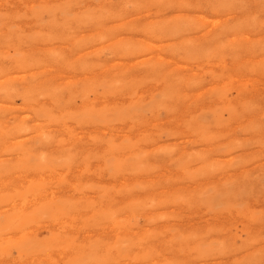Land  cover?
I'll return each instance as SVG.
<instances>
[{
  "label": "rangeland",
  "instance_id": "374dc122",
  "mask_svg": "<svg viewBox=\"0 0 264 264\" xmlns=\"http://www.w3.org/2000/svg\"><path fill=\"white\" fill-rule=\"evenodd\" d=\"M18 1H20V4H19ZM26 1H28V2H26ZM26 1H24V0H5V1L4 0H0V4L2 3L0 5V7L2 8L0 10V15L2 16V17L0 16V21H1V23H3V25L0 23V35H1L0 36V69H2V70H0V77L2 76V78H0V82L2 81L0 83V90L3 89L0 92V101H1L0 104L2 106V107L0 106V109H3L4 110V108H6L5 106H7V108L3 111V112H5L6 115L2 112V110H0V115L2 114V116H0V126H1L0 128L1 129L2 128L4 129L3 131L0 129L1 130L0 131V135H1L0 137H2V139H3L4 135H8V136H5V138L3 140L0 139L1 140L0 143L1 142L3 143V141L5 142V144L4 143L3 144L2 143L0 144V156L2 155L0 157V171H1V173H0V177H1L0 178V188L2 187L1 186L2 180H4V181L6 180V181H9L8 183L11 184L10 185L11 187H12V184L14 182L17 185H25V186H29V185L32 184L31 186L33 188H35L39 192H42L43 195H40L41 198H40V196H38V197L37 196H31V197L28 198V200H31L32 201L31 204L34 205V208H35L34 210H36L35 211L36 215H33L34 217L30 219V220H33L32 221V224H31V231H33L34 228H37V229H34V230L41 231V233L43 232L42 233V236H45L46 233H48V234L51 233V234H49V238L47 240L48 247L47 246H41V248H40L39 246H37V247L31 246V247H28L27 248V251L28 252H25V251H23L21 249H18L17 250V252H22L25 256H27L29 254V261H27V260L24 261L25 262L24 264H28V262L34 263L33 262L34 260H38V261L43 260L42 257H40V256H43L44 255V254H42V252L45 253V250H47L49 248V245L51 247V250H50V256H51V258H50V260H44V261H42L40 264H49V262H50V264H59V263H61V264H94V263L95 264H107V263L108 264H115V263H118V264H126V263H128V264H133V263L134 264H144V263L145 264H173V263L174 264H184V263L185 264L186 263L187 264H196V263L197 264H206V263L207 264H211V263L212 264L213 263L214 264H222V263L223 264H230V263L231 264H250V263L251 264H264V152H263V150H264V146H263L264 145V142H262L264 140L261 141L262 137H259L261 135V136H263V139H264V109H263V106H264V34H262V33H264V15L261 16V14L264 13V0H248V2H247V0H243V2H242V0H239L240 1L239 3H237L238 0H232V1L231 0H226V2L228 1L227 3H223L220 0H215V1L213 0L214 2L212 0H207V1L206 0H198V1L197 0H185V1H183V0H173V1H169V0H150V1L149 0H130V1L129 0L128 1L127 0H106V1L105 0H100L99 3L102 1V3H100V4L99 3L97 4L98 0H87V1L86 0L85 1L84 0H78L79 2H77L76 0H66V1L65 0H60V1L59 0H26ZM82 1H84L86 3L82 2ZM126 1L129 4L128 7H127V4H126ZM177 1H179V3ZM208 1H210L211 3L208 2ZM223 1H225V0H223ZM244 1H245V3H244ZM3 2H4V4H3ZM106 2H108V3L106 4ZM114 2L117 4V6L118 5L119 6L117 7ZM180 2H182V3H180ZM186 2H188V3H186ZM62 3H64V4H62ZM132 3H134V4H132ZM191 3L193 5H191ZM5 4H7V6ZM16 4H18V5H16ZM29 4H31V5H29ZM46 4H48V5H46ZM49 4L52 5V6H50ZM95 4H96V6H95ZM140 4L143 5V8L142 9H144V11L140 9ZM220 4H222V5H220ZM11 5H12V7H11ZM35 5H36V7H35ZM43 5L46 6L44 8H47V7L49 8V9L47 8L48 10L46 9L47 12L43 9ZM99 5H101V6H99ZM123 5H124L125 8H122ZM15 6H17L18 8L15 7ZM79 6H81V7H79ZM164 6L165 7L167 6L166 9H165ZM249 6H251V7H249ZM252 6H254V7H252ZM13 7L16 8V9H14ZM39 7H41V8H39ZM86 7H87V9H86ZM10 8H13V9L10 10ZM62 8H64V10H67V11H63ZM113 8L114 9L117 8V9H115V11H114ZM3 9L4 10L6 9V10L5 11H2ZM20 9H23V10H20ZM36 9H38L40 11H38ZM100 9H101V11H100ZM149 9H151V10H149ZM164 9H165V11L166 10L167 11L165 12ZM247 9H249V11H247ZM250 9H251V11H250ZM14 10L16 11V13L14 12ZM110 10H111V12H110ZM197 10H199L201 13L199 11L197 12ZM256 10H258V13H257ZM62 11H63V15L61 14ZM71 11L73 12V14L71 13ZM107 11H109L110 14ZM141 11H143V12H141ZM237 11L240 12V14ZM4 12L6 13L5 15H4ZM7 12L10 13V14H7ZM48 12H51V13H48ZM86 12H87V15H85ZM103 12H105L106 14L105 13L103 14ZM122 12L124 13V17L121 14ZM167 12H169V14ZM174 12H176V13H174ZM26 13H27V15H26ZM32 13L34 14L33 16L35 18L33 16H31ZM35 13H36V15H35ZM134 13H135V15H133ZM211 13H212V15H211ZM22 14H24L25 16L22 15ZM51 14L54 15V17H52ZM96 14H98V15H96ZM219 14H221V15H219ZM19 15H20V17H19ZM28 15H29V17H28ZM41 15H43L41 17L42 20L38 21ZM64 15L66 16L67 20H66V18L63 17ZM94 15L97 16V18L98 17L99 18L98 19L95 18ZM99 15H101V17ZM129 15H131V16H129ZM177 15H180V16L183 15L184 18H188L189 17V19L187 20V19L182 18L183 16L182 17H179ZM197 15L199 16V18L196 17ZM201 15H202V18H201ZM203 15H206V16L204 17ZM44 16H45V18H44ZM88 16H90L89 18H91L92 20L86 18ZM137 16H139V17L137 18ZM150 16H152V17L150 18ZM160 16H162V17H160ZM254 16L257 19L260 16L259 17L260 19L258 20V22H256V20L254 19ZM5 17L6 18H11L12 17V19H4ZM222 17H224V18H222ZM62 18L64 20H66L67 22L65 21V23H64V20ZM71 18H73V19H71ZM124 18H126V19L124 20ZM204 18L207 20L206 22L204 21L205 20ZM233 18H235L236 20L233 19ZM22 19L24 21H22ZM31 19H32V21H29ZM52 19L53 20H56V21L52 22ZM94 19H96V20H94ZM191 19L193 20L192 22H190ZM237 19H239V20H237ZM164 20L167 22V24L164 23ZM185 20L189 21V23L191 25H187L188 22L185 21ZM218 20L221 21V22L219 21V23H218L219 26L217 25V21ZM227 20H228V22H227ZM243 20H245V21H243ZM261 20H262V22H260ZM42 21H43V23H42ZM108 21L109 22L110 21L111 22L114 21V22H112V23L110 22V24H109ZM196 21L198 23L199 22L200 23H203L204 22L202 24V25H204L203 26V29L201 27L202 25L201 24L199 25ZM254 21L258 25L257 24L255 25V22ZM136 22H141V23H136ZM162 22H163V24H162ZM207 22H209V24H207ZM75 23L82 24V25H77L79 27H76L75 26ZM85 23H86V26H85L86 28L81 29V28L84 27ZM100 23H102L103 25L100 24ZM127 23H128V25L130 23V25L128 26ZM131 23H132V25H131ZM151 23H153V25H156L158 27H156V28L155 27H152L153 25ZM158 23H159L160 27H159V25H157ZM194 23L196 25L197 24L198 25L197 26L192 25ZM12 24H13V26L11 27ZM24 24H25V26H24ZM36 24H39V25H36ZM42 24H44L43 27H42ZM119 24H120V26H118ZM121 24L122 25L124 24L123 25L124 27L121 26ZM143 24H147V25L144 27ZM261 24H262V26H261ZM57 25H58V27L56 28ZM98 25H99V28L100 27H102V28L99 29L98 28ZM114 25H116V27H119V28H114L115 27ZM133 25H136V26L138 25L136 28H138L139 30L138 29H135V26H133ZM150 25H152V26H150ZM206 25L209 28L205 27ZM214 25H216V26H214ZM67 26H68V28H67ZM80 26H82V27H80ZM112 26H113V30H112ZM131 26L133 27V29H132ZM198 26H200V27H198ZM224 26H226V27H224ZM13 27H15V29ZM35 27H36V29H35ZM94 27H97V28H94ZM4 28H6L7 30L4 29ZM30 28H32V29H30ZM77 28H79L81 30H79ZM110 28H111V30H110ZM22 29H24V30L22 31ZM117 29H118V31H115ZM73 30L74 31L78 30L80 32L82 30H85V32L82 31L84 33H82V32L81 33H78V31H76V33H75ZM119 30L123 31V33L121 31H119ZM251 30H254L255 32L254 31L252 32ZM24 31H26V32H24ZM32 31H34L35 33L32 32ZM43 31H45V32H43ZM60 31H63V33H61ZM113 31L114 32H118V33H114L113 34ZM179 31H180V33H179ZM202 31H203V33H202ZM108 32H110V33H108ZM119 32H121L122 34L119 33ZM129 32L130 33L132 32V33L129 35V34H127ZM15 33L18 36H19L18 33H20L21 34L20 37H22L23 35L24 36H23V38L20 39L19 37H17V35ZM41 33H42V35H40ZM134 33H136L138 35H136ZM195 33H196V35H195ZM254 33H255L256 36H258V35L259 36L258 37H256L255 35L253 36L252 34H254ZM257 33H260V34L257 35ZM9 34H14V36L12 35L10 37ZM25 34H27V36ZM73 34H77L78 36L82 35L85 38L82 37V36H80L81 38L79 39L78 37H75ZM89 34H91V35H89ZM139 34H141V35H139ZM31 35H33V36H31ZM43 35H45V36H43ZM71 35L75 37V40L76 41L74 40V37L73 38L70 37ZM145 35L146 36L148 35V37L146 38ZM189 35L190 36L192 35L193 37L191 36V38H189L190 37ZM194 35H195V37H194ZM203 35H205V37H203ZM230 35H231V38H229L230 39L229 40L228 37H230ZM101 36H102V40L100 39ZM184 36H186V38H184ZM196 36H198V37L199 36L200 37L202 36L201 38H203V39H200L201 42H200L199 38L196 37ZM207 36H209V37H207ZM226 36H228V37H226ZM47 37H49V38H47ZM113 37L114 38L117 37V39H114ZM180 37H182V38H180ZM247 37H248V39H246ZM249 37H252V38H249ZM7 38H9L10 40L7 39ZM103 38H104V40H103ZM239 38L240 39L243 38V41H241L242 40L241 39V40H239L240 41L239 42L238 41ZM15 39H17V40L15 41ZM42 39H43V41H45L44 42V46H42V43H43ZM153 39H155V40H153ZM184 39L185 40H188V42L190 41V39H192L191 40L192 42L190 41L189 43H187V42H185ZM235 39H237V40H235ZM12 40H13V42H11ZM67 40H70L71 42H69ZM72 40H74V41H72ZM195 40H197L196 41L197 44L195 42H193ZM231 40H234V41L232 42ZM19 41L21 43H18ZM55 41H58V42L56 43ZM91 41H93V42H91ZM107 41H110V42H107ZM167 41H169V42H167ZM198 41H199V43H198ZM225 41H227V42H225ZM32 42H36L38 45L36 43H32ZM59 42H63L64 44L59 43ZM65 42H67V43L69 42V43L67 44ZM102 42H105V43H102ZM113 42H115V43H113ZM135 42H139L138 43V45H140L139 48H137V47H136V49L133 48V46H137V45L133 44ZM173 42H176V43H173ZM241 42L244 43L243 44L244 46L242 44H241L242 46L239 45ZM11 43H12V45H11ZM13 43H14V46H13ZM225 43H227V45ZM6 44L7 45L10 44V45L9 46H6ZM18 44H20V45H18ZM32 44H33V46H32ZM114 44H116V46ZM118 44H119V46L117 47ZM125 44H127L126 47H128V45H132V44H133V46L130 49L128 48L129 49L128 50V49L125 48ZM257 44H259V45L257 46ZM238 45L241 46V47H239ZM57 46H59V47H57ZM64 46H66L65 49H63ZM93 46H95V48H93ZM148 46H150V48H151L150 51L148 49L149 48ZM41 48H44V49L41 50ZM152 48H153V51H152L153 53L151 52ZM74 49H76V50H74ZM86 49H88V50H86ZM91 49L93 50V52L91 51ZM112 49H113V51H112ZM142 49H143V51H139V50H142ZM157 49H159V52L162 55L160 53L156 52ZM7 50L10 53L9 52H6ZM55 50H56L57 53L55 52ZM84 50H85V52H83ZM119 50H121V51H119ZM154 50H155L156 53H154ZM205 50L207 52H205ZM65 51H66V53H65ZM72 51H75L76 52V55H75V52L72 53ZM77 51H79V52L77 53ZM137 51H139V52H137ZM209 51H210V53H209ZM114 52L117 53L116 55L118 57L117 56L115 57V55L113 54ZM43 53H47L48 55L46 54L47 56H44L45 54H43ZM86 54H89V55H87V57H86ZM159 54L161 56H159ZM6 55H8V56H6ZM11 55L14 56V59H13V57ZM64 55H67V56L70 55V56L67 57V56H64ZM74 55H75V57H71V56H74ZM84 55H85V57H84ZM91 55H93V56L91 57ZM152 55H153L154 59H153ZM163 55H164V57L161 58ZM166 55H167V57H165ZM4 56L6 57V59H5ZM99 56L101 57L100 59H102V62H101V60L98 59ZM45 57H46V59H44ZM70 57H71V59H70ZM112 57L114 58V60L112 59ZM140 57H142V58H140ZM159 57H160V59H158ZM168 57H170V58H168ZM259 57H262V58H259ZM9 58H11L12 60L9 59ZM49 58H50L51 61L50 60H47ZM93 58L95 59V60H93L94 62H92V60H91ZM105 58H109V59L111 58V59L109 60V59H105ZM148 58H149V60H148ZM19 59H21V60H19ZM55 59H56L57 63L55 62ZM72 59L74 61H76V60H78V61L75 62V63H73L74 61ZM86 59L88 61H86ZM103 59H105V60H103ZM174 59L175 60L177 59V61H175ZM15 60H17V62L20 61V64L18 63L20 65V66L18 65L19 67L16 66L17 63H16ZM106 60L109 61L110 63L108 62L109 63L108 64L106 62ZM152 60H153V62H151ZM170 60H171V63H169ZM206 60L208 61L207 64H209V65H206L205 64L206 62L204 63V61H206ZM217 60L218 61H221V62H218ZM14 61H15V63H14ZM24 61H25L26 64L24 63ZM44 61L46 62L47 65L46 64H43L44 66L43 65L42 66H39ZM81 61H82L83 64L81 63ZM144 61L147 62V63L144 64L145 63ZM158 61H160V62H158ZM192 61L193 62H197L199 64L190 63ZM234 61L236 63L233 64L232 62H234ZM238 61L239 62L244 61V62H241L240 63L241 65H240V64H238L239 63ZM37 62L38 63L40 62V64H38ZM50 62L53 63V64L56 63L54 65V67H51ZM64 62H65L66 65L63 64ZM96 62H98V63L100 62L101 64H104V65H101L100 63L98 64ZM181 62L182 63L184 62V64H182ZM21 63H22V66L24 65L26 67H22L21 66ZM36 63H37V65H36ZM78 63L81 64V65L79 64L80 67L78 65H76ZM85 63H87V64H85ZM89 63L91 65H89ZM128 63H130V64H128ZM244 63H245V65H243ZM27 64H29V65L32 64V67L29 66V65H27ZM71 64H72V66H71ZM123 64L125 65L126 68L125 67L120 68V66H123ZM143 64H144V67H143ZM147 64H149V65H147ZM48 65H50V66H48ZM57 65H58V67H56V70H55L54 68ZM133 65L135 67L131 70L130 68L133 67ZM235 65H237L236 66L237 69H236ZM238 65H239V67H238ZM62 66H65L64 68H62L63 71H64L63 73H62V69H59ZM86 66L88 68H86ZM90 66L92 67V69H91ZM100 66L102 67V69L99 68ZM104 66H105V68L103 69ZM199 66L200 67H204V66L206 67L207 66V67L206 68H200ZM21 67H22V71H20V74H19V72L18 73H15V71H19V68L21 70ZM27 67H30V68H28L30 70H28ZM71 67H73V68H71ZM170 67L172 69H170ZM178 67L180 68V70L182 72L181 73L182 76L179 73L180 70L179 71H176ZM189 67L190 68L193 67V68L190 69ZM228 67H231L232 69H230ZM31 68H34V69L31 70ZM93 68L96 69V70L93 71ZM109 68L112 69V71ZM115 68H117V69H115ZM135 68H138V70L140 68L142 70V72H144L145 75L142 72H140V70H139V72L136 71ZM166 68H169V69H166ZM188 68L191 71H189ZM12 69H13L14 72L12 71ZM38 69H40V70H38ZM49 69H51V70H49ZM53 69L55 70V72H54ZM66 69H67V71H66ZM86 69H88V71ZM114 69H115V71H114ZM165 69H166V72L167 73L164 72ZM182 69L184 71H182ZM203 69H204L205 72H207V70H209V73H204V71H202ZM210 69H212V70H210ZM59 70H61V71H59ZM70 70L73 71V72H70ZM78 70L80 72H76ZM98 70H101V71H98ZM102 70H104L103 72H105V73L107 72L108 73V74L106 73L107 74V77L105 76L106 74H104L102 72ZM106 70H110L112 73L111 72H108ZM143 70H145V71H143ZM186 70H187V72H186ZM213 70H214V73H213ZM243 70H245V71L243 72ZM1 71L3 72V74H1L2 73ZM47 71L48 72L51 71V73L53 72V74H51L50 72L47 73ZM82 71L88 72V74L85 73V72H82ZM89 71L92 72V73H90ZM95 71H97V72H95ZM135 71L138 72V74L140 73V75H138ZM146 71H147V74H146ZM226 71H228V73H226ZM25 72H27V73H25ZM69 72L71 73V75H70ZM101 72H102V74H101ZM133 72H135V74L138 75V76L137 77L134 76V75H133V77L130 76V75L133 74ZM171 72H173V73H171ZM188 72H190L189 73L190 75L187 74ZM193 72H194V74H193ZM233 72H235V73L233 74ZM98 73H100L99 74V77L101 75L102 76L104 75V77L103 78H99L98 75H97ZM109 73H110V75H109ZM113 73H114V75H113ZM149 73H150V75H149ZM164 73H166L167 76L164 75ZM223 73H225V74L223 75ZM229 73H231V75ZM245 73H247L248 75L245 74ZM26 74H27V76H24ZM44 74H46V75H44ZM55 74L58 75V78L60 77V78H63V79H58L57 77H55V76H57ZM76 74H78L79 77H77L78 75H76ZM89 74H92V75H89ZM141 74H142V76H141ZM203 74H206V75H203ZM207 74H208V76H207ZM209 74L211 75V78H210V75ZM241 74L244 75V76L246 75V76L245 77H242ZM60 75L61 76L62 75H66V78L65 77H61ZM68 75H69V78H67ZM163 75H164V77H163ZM213 75L215 76V81H214V76ZM236 75H238L239 79H241V80H239ZM12 76L15 77V78H12ZM42 76H44V77H42ZM86 76H88V77H86ZM93 76H95V77L93 78ZM96 76H97V78H96ZM127 76H129V77H127ZM189 76H192V77L190 78ZM198 76H200V78ZM218 76H219V79L216 80V78H218ZM234 76H236V78ZM18 77H20V78H18ZM139 77H141V78H139ZM231 77H232V80H231ZM78 78H82V79H78ZM91 78H93V79H91ZM131 78H134V79H131ZM180 78H182V79H180ZM10 79H12V80L13 79H16V80L11 81ZM54 79L55 80L58 79V81L57 80L55 81ZM99 79H101V80H99ZM126 79H127V81H126ZM183 79L185 81H187V82L185 83V81ZM17 80H19L21 83L18 82ZM26 80H28V81H26ZM46 80H47V83H46ZM50 80H54L55 82L54 81L51 82ZM70 80H72V81L71 82H67V81H70ZM75 80L78 81V83ZM82 80H84V81H82ZM94 80H96V81L93 82ZM97 80H99V81H97ZM103 80L105 81L104 83H103ZM128 80H132V81H128ZM192 80H193V82H192ZM73 81H75L74 82L75 84L73 83ZM86 81L87 82L89 81V82L84 84V82H86ZM119 81L122 84H120ZM165 81H166V83H165ZM220 81H222V82L220 83ZM246 81H247V84H249V82H250V84L247 85L246 84ZM58 82L60 83V85H59ZM99 82H100V84H98ZM117 82H118V86H117ZM208 82H209V84H208ZM213 82H214V84H212ZM240 82L242 83V85H240L241 84ZM32 83H33V85H30ZM42 83H44V84H42ZM48 83H49V86L51 87V89H53V90L50 91L49 90L50 87H48L49 89H45V88H47L45 86ZM56 83H58V84H56ZM61 83H62L63 87L61 86ZM68 83L70 84V86H69ZM71 83H73L74 85L73 84L71 85ZM95 83H96V85H95ZM162 83L167 84L168 87L167 86L161 87L163 85ZM194 83H196V85ZM200 83H201V85H200ZM150 84H153L154 85L153 88L155 87V89L157 88V90H155V89L152 90V88H151L152 85L150 86ZM174 84L177 86L178 89L176 87H174ZM222 84H223V86H222ZM237 84H238V87H237ZM20 85H21V88H20ZM38 85L41 88H37ZM86 85H91L90 86L91 89H89L90 88L89 86L86 87ZM101 85H102V87H100ZM145 85L148 88H146ZM212 85L214 87L211 90V88H212L211 86ZM230 85H232V86H230ZM15 86H17L18 88L15 87ZM31 86H33V88ZM114 86H116V87H114ZM245 86H246V89H248V90L250 89L249 92H251V93H249L248 90H246V89L244 90ZM1 87H3V88H1ZM142 87H144L143 88L144 90L142 89ZM183 87H184V90L182 89ZM242 87H243V89H242ZM14 88H17L16 89V92H15V89ZM23 88H25V89H23ZM42 88H44V89H42ZM72 88H76L75 89L76 91L74 92V89L72 91L71 90ZM18 89H19V91H17ZM59 89H60V92L58 91ZM83 89H85V90H83ZM86 89H88V90H86ZM149 89H151V92H146V90L148 91ZM162 89H163L164 93H163V91L161 92ZM173 89L175 90V92H174ZM201 89H202V91L199 93L198 90L200 91ZM229 89L232 90V91H229ZM252 89H253V91H252ZM11 90H12V92H11ZM34 90H35V93L34 94L29 93V92H32L33 93ZM69 90H71V92ZM141 90H142V92L143 91L144 92L142 93ZM188 90H191V91L194 90V91H193V93H190L191 91H188ZM196 90H197L198 93L195 92ZM24 91H28V92H24ZM128 91H131V92H128ZM208 91H210V92H208ZM41 92L44 95H42ZM122 92L124 94L125 93L126 94L124 95ZM138 92H140V93H138ZM11 93L13 94V97H12V94ZM69 93L72 94V96L70 94V97L71 98L68 96L70 99H64V96H65V98H67L66 96L69 95ZM74 93L75 94L78 93L77 95H79L81 98L79 96H77V95H73ZM145 93H147V94H145ZM149 93H151V94H149ZM187 93H189V94H187ZM247 93H249V94H247ZM18 94H21V96H18ZM22 94L25 95V96H27V97L28 96H30L31 98L33 97L34 100H35V102H33L34 101V100H32L33 98L32 99L30 97L27 98V97L23 96ZM49 94H50V96H49ZM115 94L118 96L117 98H115V96H116ZM120 94H123L124 96L123 95H120ZM128 94H129V96H128ZM140 94L142 95V97L144 96L145 99L142 98V97L140 98V96H141ZM152 94H154V95H152ZM160 94L161 95L163 94V97ZM196 94H198L199 96L196 95ZM232 94H234V95H232ZM52 95H54V96L52 97ZM91 95H92V98H91ZM97 95H99V96L101 95V96L99 97ZM105 95H108L109 97L108 96H105ZM119 95L122 96V98L123 97L124 98L122 99ZM188 95H190L189 96L190 98H188ZM191 95L193 97H194V95H196V97L193 98ZM230 95L233 97L232 98L233 100L231 99V96ZM239 95L241 96V98H239L240 97ZM249 95H250V97H249ZM43 96H46V97H43ZM55 96H56V98L58 96L59 99L58 98L57 99L59 101L57 99L55 100ZM229 96H230V98H229ZM15 97H16V99H15ZM84 97L86 99H82ZM93 97H96V98H93ZM106 97H108V98H106ZM112 97H114L113 99H116V100L113 101ZM128 97H130V99L133 97V99H131V102H130V99ZM198 97H199V100L200 101L198 99H196ZM217 97H219L220 100L219 99L217 100ZM248 97H249V99H248ZM52 98H53V101H52ZM87 98H88V100H87ZM104 98H106V99H104ZM200 98H203V99L201 100ZM211 98H213V100ZM222 98H224V99H222ZM237 98L240 99V101ZM244 98H246V100H248L247 103H246V105L243 104V102L246 101ZM4 99H6V100H4ZM47 99H49L50 101L49 102H46V101H48ZM60 99H61V102H60ZM124 99H127V100L125 101ZM170 99L172 100V102H171ZM208 99H210V100H208ZM7 100H10V101H7ZM81 100H84V101H81ZM94 100H96V101H94ZM144 100H146V101L144 102ZM189 100H191V101H189ZM197 100L201 104L198 103ZM214 100H216V101H214ZM226 100H227V102H226ZM41 101H43L44 103L41 102ZM51 101H52V104L53 105L50 104ZM54 101H56L55 103H59L57 107H56L57 104H55ZM68 101H69V103H68ZM93 101L95 102V104H94ZM174 101H175V103H174ZM181 101H184V105H186V106H185V108H181L180 110L183 111V112H185L186 114H183V112L181 113V111H179V107H183L184 106L183 105V102H181ZM218 101H219V103H222V104H218ZM231 101H232V103H231ZM233 101L236 102V103L234 104ZM8 102L9 103L11 102V103L8 104ZM17 102H18V105H17ZM29 102L30 103L32 102L31 105H33V106H31ZM120 102L124 103L123 105H125V106L123 107L122 103H120ZM176 102L179 103V104H176ZM211 102H213V103H211ZM241 102H242V105L243 106H240L241 105ZM19 103H21V104H19ZM25 103H27V105H24ZM34 103H35V105H38V107L37 106H34ZM75 103H80V104L78 105V104H75ZM101 103H103V104H101ZM108 103L110 105H108ZM111 103H114V104H111ZM118 103H120V104H118ZM259 103H260V105H261V103H263V104L261 106H258ZM2 104L3 105L5 104V106L3 107ZM14 104H15V106H14ZM19 105H21L20 107H22V109L21 108H18ZM82 105H84V106H82ZM100 105H101V107H100ZM102 105L103 106L108 105V106H106L104 108ZM114 105H115V107H114ZM128 105H129V107H127ZM205 105H206L207 108L205 107ZM211 105L213 107V110H212V108H210ZM236 105H238V106H236ZM251 105H252L253 108L251 107ZM9 106H11L12 109ZM64 106H67V108L66 107H65L66 109L65 108H62ZM85 106H88V107H85ZM134 106H136V107L133 108ZM191 106L194 109H191ZM222 106H224V107H230V108H226V110H225V108L222 107ZM74 107H77V108L80 107L81 109L78 108L79 110H77V108L74 109ZM196 107H197V109H196ZM198 107H199V110L200 111H198ZM217 107H219V108H217ZM242 107H243V109H241ZM26 108H29L30 110L29 109L27 110ZM101 108H104V109H101ZM168 108H169V110H168ZM249 108H251V109H249ZM20 109H21V112H20ZM64 109H65V112H64ZM134 109L141 110V112L137 111L138 112L137 113L136 110H134ZM9 110H11L10 113H8ZM22 110H24V111L22 112ZM55 110H56V112H55ZM167 110H168V112H167ZM171 110H173V112ZM187 110H188V113H187ZM192 110H193V112H191V116L192 115L195 116V118L192 116L193 119L191 118V116L189 114V112L192 111ZM60 111H61L62 114H60ZM151 111H152V113H151ZM194 111H196L197 113L194 114ZM228 111H230V112H228ZM231 111H234V112H231ZM249 111H252L251 114H250ZM32 112H33V114H32ZM51 112L54 113V114H52ZM66 112H69V114H71L70 116H74V117L75 116L78 117V115H79V117H78L79 120H76L77 117L71 118L68 113L65 115ZM82 113H86V114H82ZM107 113H109V114H107ZM112 113H114V114H112ZM132 113H134V114H132ZM174 113H175V115H174ZM219 113H221V114H219ZM56 114H58V115H56ZM129 114H130V116H129ZM167 114H168V116H167ZM170 114H171V117H170ZM198 114H199V117L196 116ZM240 114H241V118H238L240 116ZM80 115H82L83 118L82 117L80 118ZM93 115H94V117H92ZM151 115H152V118L150 117ZM183 115H184V118L182 119ZM219 115H221V116H219ZM251 115H253V117ZM14 116H16L15 118H17V116H18L17 120L15 118L13 119ZM59 116H61V117H59ZM111 116H113V117H111ZM235 116H237L238 119H241V121L240 120H237ZM243 116H245L247 118H245ZM250 116H251V118H249ZM27 117H29V118L31 117V119H29V118L27 119ZM35 117H36V119H35ZM84 117H86V118H84ZM138 117H139L140 120L138 119ZM166 117L168 119H166ZM46 118L47 119L49 118V120H47ZM96 118H98V119H96ZM106 118H108V119L106 120ZM232 118L235 119L236 121L233 120ZM21 119L23 120V122H22ZM38 119L39 120L41 119L40 121H37L38 123L39 122L40 123L39 124H36L37 123L36 120H38ZM60 119H61V121H60ZM71 119L74 122L75 121H77V122L72 123L73 121ZM142 119H146L148 122L147 121L145 122V120H142ZM177 119H182L183 121H180V120H177ZM216 119H217V121H216ZM230 119L233 122H236V123L233 125V122H231ZM6 120H7V122H5ZM155 120H156V122H155ZM256 120H257V123H256ZM32 121H34V122L32 123ZM51 121L53 123H56L57 125L56 124H51L52 123ZM56 121L59 122V125H58V123ZM70 121H71V123H70ZM123 121H127V124L128 125L127 124L125 125L126 122L123 123ZM150 121H151V123H150ZM243 121H244V124L242 123ZM78 122H79V126L77 125ZM110 122H111V124H110ZM142 122H143V124H142ZM166 122H168V123L166 124ZM182 122L186 126H184ZM102 123H103V125H102ZM113 123H116V124L114 125ZM139 123H141L142 126H140ZM146 123H148V125L145 126L144 124H146ZM149 123H150V126H149ZM203 123L206 124V125H204ZM226 123H229V124L231 123L232 126L231 125H228ZM237 123H240V124L237 125ZM34 124H35V126L37 125L39 127L38 128H37V126L35 127ZM81 124L84 125V128H82L83 125L81 126ZM119 124H122V125L124 124L125 126L124 125L121 126ZM158 124H160L161 127ZM163 124L164 125L166 124L165 125L166 127L163 126ZM4 125H6V126L8 125L7 126L8 128H5ZM18 125H19V127H16ZM26 125L28 127L29 126L30 127L28 128ZM31 125L33 126V128L35 130L34 129H31L32 128ZM45 125L46 126H49V127H45ZM157 125H158V127H157ZM168 125L170 126V128L171 127L176 128V126H177L176 129H178L179 132L180 131L181 132L184 131V132H182L183 134L182 133L181 134L178 133V131H175L173 128H171V129L170 128H167ZM221 125H224L227 128L224 127V126H221ZM235 125L238 126V127L237 128H234ZM22 126H26V127L24 128ZM64 126L67 129L68 128L69 129L67 130L66 128H64ZM96 126H98V127H96ZM107 126H110V128L107 127ZM130 126H135V127H130ZM178 126H180L181 128L179 129ZM218 126H221V128H218ZM228 126H231V129ZM247 126H248V128H247ZM257 126H258V128H256ZM15 127H16V129H15ZM20 127L24 128V129H22ZM61 127L64 128V129H61ZM86 127H89V129L86 128ZM259 127H260V129H259ZM48 128H50V130ZM103 128H106L107 130L106 129L104 130ZM120 128H123V129L125 128V129L123 130V129H120ZM182 128H183V130H182ZM228 128L230 130H228ZM41 129H42L43 132L41 131ZM87 129H88V131L90 130L89 131L90 133L87 131ZM93 129L96 130V131H94ZM194 129H195V131H194ZM210 129L212 130V132H211ZM32 130L34 132H32ZM58 130L60 131L59 133H58ZM70 130H71V134H70ZM82 130H84L87 133H85ZM91 130H93L94 133ZM115 130H117L118 132H116ZM126 130H128L129 132L126 131ZM131 130H132V132L134 130L136 132V134L135 133H132ZM161 130H163V131L161 132ZM216 130L219 131V132H217ZM223 130H225V131L223 132ZM13 131H14V133H12ZM16 131H18V132L16 133ZM25 131L26 132L28 131V132L27 133H24ZM29 131H31V132H29ZM99 131H101V132H99ZM151 131L153 133H151ZM186 131L188 132L187 134H186ZM190 131H192V134H190L191 133ZM47 132H49V133L47 134ZM157 132H159V133H157ZM163 132H165V133H163ZM21 133H24V134H21ZM60 133L62 135H60ZM101 133H103V134H101ZM149 133H151V134H149ZM168 133H170L171 135L168 134ZM207 133H210L209 135L213 136V138L212 137H209V135ZM232 133H234L233 134V137L234 138H232V136H231ZM250 133H251V135H250ZM18 134H20V135H18ZM73 134H76V135L77 134H79V135L81 134V135L80 136L79 135L76 136V135H73ZM92 134H95V135H92ZM111 134L113 136H111ZM140 134H142L144 137L142 135H140ZM146 134H148L149 137L148 136H145ZM206 134L208 136H206ZM215 134H217V135H215ZM258 134H259V136H258ZM14 135H16V136L18 135V136L16 137ZM36 135H38V137H36ZM50 135H52V136H50ZM114 135H116L117 138ZM122 135H124V136H122ZM125 135H127L128 138H125L126 137ZM191 135H192V137H193V135H195V137L191 138L190 137ZM252 135H253V137L251 138ZM23 136H25V137H23ZM41 136L43 138H41ZM54 136L55 137H58V138L55 139ZM224 136H226V138H230V136H231V139H227L226 140V138ZM227 136H229V137H227ZM235 136H236V138H235ZM32 137L33 138L36 137L38 140L36 138L33 139ZM52 137L54 139L51 140ZM71 137H72V139L73 138L74 139L72 140ZM82 137H84V138L87 137V138H90V139L88 141L87 138L84 139ZM167 137H169V138H167ZM204 137L205 138L207 137V138L205 139ZM25 138H26V140H25L26 143L24 142V139ZM66 138H68V139H66ZM77 138H79V139L77 140ZM96 138H98V139H96ZM103 138H104V141H102ZM179 138L181 140H179ZM239 138H241V139H239ZM62 139L64 140L63 142H62ZM81 139L83 140V142H82ZM126 139H128L129 142ZM171 139H173L174 141L171 140ZM188 139H190V141ZM201 139H202V142H201ZM203 139L205 140L204 142H203ZM223 139H225V140H223ZM234 139H236L237 141L234 140ZM33 140L35 141V143H34ZM40 140H42L43 143H46L45 148H49L50 147L51 142H49V141L54 142L53 144H51L52 146L54 145V147L51 146L52 148H49V149L42 148V147H44L43 145H45V144L39 143V142H41ZM158 140H159V142H158ZM178 140H179V142H178ZM215 140H217V142L216 143H213V141H215ZM239 140L241 141L240 144L238 143ZM80 141L82 143H80ZM86 141H87V143L85 144ZM125 141H127L128 143H125ZM194 141L197 142L196 145H195V142ZM198 141H199L200 144L198 143ZM71 142H73V143H71ZM113 142L116 145L112 144ZM117 142H119V143H117ZM258 142H260V143H258ZM29 143H31V146L32 147H29L30 146ZM62 143H64V144H62ZM241 143H242V145H241ZM17 144H19V145H17ZM57 144L58 145L60 144L59 145L60 147ZM69 144H71V145H69ZM77 144H78V147H77ZM103 144H104V146L102 147ZM154 144L157 145V146H155ZM172 144H174V145H172ZM261 144H262L263 147H260ZM12 145L13 146L16 145V146L13 147ZM27 145H29V146H27ZM47 145H48V147H47ZM61 145H63V147ZM74 145H76V146H74ZM184 145L187 148H185ZM164 146H168V149H167V147H164ZM201 146H203L206 150L202 147L204 149L203 150L201 148ZM209 146H211L212 148L209 149ZM239 146H241V147H239ZM39 147H41V150H40ZM64 147H66V148L63 149ZM95 147L97 149H95ZM112 147H114L116 149H114ZM182 147H184V148H182ZM188 147H190V148H188ZM193 147H195L196 150H195V148L193 149ZM4 148H5V150H4ZM32 148H34V149H32ZM36 148H37V151H36ZM67 148H69V149L67 150ZM92 148H93V150H92ZM98 148H99V150L104 149L108 154L107 153L105 154V152H103L104 150L103 151L102 150L99 151ZM117 148H119V149H117ZM156 148H157V151H156ZM160 148H163V150H161ZM165 148H166V150H165ZM170 148L172 150L174 149V151H170ZM180 148H182V149H180ZM224 148H226V149H224ZM52 149H53V151L50 152V150H52ZM54 149H56L59 152H61L62 150H65V151H68V152H66L67 154L64 153V155L62 154V152L61 153L57 152V153H59L58 154L59 156H58L57 153H54ZM85 149H88V150L90 149V150H92V152L89 150L90 152H88L89 154L87 155V151L88 150H85ZM129 149L130 150L133 149L135 151H133V150L130 151ZM189 149L190 150L193 149V150L190 151ZM56 150H55V152H56ZM70 150H73L74 152L73 151H70ZM83 150H85V151H83ZM177 150H179V152L181 151L179 153V156H177L178 154H176L178 152ZM201 150H203L202 151V154H199V152L201 153ZM207 150H210V151H207ZM80 151L83 152V153H80ZM124 151H126V152H124ZM129 151H130V153H129ZM161 151H163V152L161 153ZM165 151H167V152H165ZM188 151H189V153H188ZM197 151H199V152H197ZM19 152H21V153H19ZM239 152H240V154H239ZM52 153H53V156L50 157L52 155ZM9 154H11V155H9ZM44 154H48L47 156H45L46 158L43 157ZM113 154H114V156H113ZM188 154L189 155H192L190 157L191 159L190 158L188 159V156H189ZM96 155H98V156H96ZM211 155L214 156V157H211ZM217 155H218V157H216ZM37 156H39V157H37ZM105 156H106V158H110L111 157L113 160H111V158L106 160L104 158ZM63 157H65V158H63ZM139 157H142V158H140V160H137V159H139ZM209 157L212 158L213 160L210 159ZM47 158L48 159H51V161L48 160ZM55 158L60 159L61 162H59L60 160H55L52 163V159L54 160ZM101 158L103 159V161H102ZM118 158H119V161L121 160V162H119L120 165H119V163H117L118 162ZM125 158L128 161H131V162H128ZM171 159H172V161H169ZM201 159H203V160H201ZM78 160H81V161H78ZM99 160H101V161H99ZM116 160H117V162H116ZM200 160L203 161V162H200ZM229 160H231V162ZM82 161L85 162V163H83ZM153 161H155L156 163L153 164ZM68 162H70V163H68ZM88 162H89V165H85V164H88ZM220 162H222V164ZM107 163H110V164H107ZM115 163H116V165H114ZM140 163H142V164H140ZM160 163H162V164H160ZM164 163H167V164H164ZM5 164H8V165H5ZM64 164H66V165H64ZM100 164H103V165H100ZM9 165H11V166H9ZM42 165H43V167H42ZM56 165H58V166H56ZM62 165H64V166H62ZM159 165H160V167H159ZM190 165H191V167H190ZM214 165L216 167H214ZM221 165H222V168H221ZM6 166H7V168H6ZM154 166H155V168H154ZM194 166H196V167H194ZM197 166L199 168H201V170L198 169V171H197L196 170L198 168ZM211 166H213L214 168L211 167ZM217 166H218V168H217ZM9 167H10V170L11 171L9 170ZM72 167H74V168H72ZM164 167H166V168H164ZM167 167L168 168L170 167V169H168ZM179 167L181 168L182 171L180 170ZM210 167L213 168V169H210ZM67 168H70L72 170L70 171V169H67ZM63 169H64V172H63ZM96 169H97V173L99 172V174L96 173ZM130 169H132V170H130ZM183 169H185L184 172H183ZM161 170H163V171H161ZM173 170L174 171L177 170V171L174 172ZM212 170H214V171H212ZM20 171H23V172H20ZM30 171H32L33 173H31ZM109 171H112V172H109ZM156 171H158V172H156ZM171 171L174 172L173 175H172ZM178 171H180V172H178ZM195 171H197L198 173H196ZM208 171H210V172H208ZM226 171H228V175H227ZM230 171H232L234 174H232V172H231V175H229ZM15 172H17V173H15ZM24 172L27 173V175H25ZM34 172H35V174H34ZM36 172H38V173L36 174ZM46 172H47L48 175L46 174ZM68 172L69 173L71 172V173L69 174ZM93 172H95V174H93ZM177 172L179 173V176H178V174H175ZM189 172H190V174H189ZM223 172H225L224 173L225 175H223ZM5 173L7 174L6 176H1L2 174L5 175ZM10 173L11 174L12 173L13 174L15 173L16 175L14 174L15 175L14 176L12 174L10 176ZM150 173H152V175L153 176L155 175V176L153 177ZM181 173L182 174L184 173L185 175H182ZM55 174H57V175H55ZM168 174H170V175H168ZM174 174L177 175V177ZM209 174L211 176V180L214 181L215 183L209 182L210 181L209 180L210 179ZM219 174H222V175H219ZM69 175H71V176H69ZM91 175H92V177H91ZM123 175H125V176H123ZM133 175H136V176H133ZM148 175H150V177ZM232 175H236L238 177H236V176L233 177ZM98 176H99V178H98ZM118 176H119V178H117ZM156 176H158L157 178L159 180L156 179ZM163 176H164V178H163ZM173 176L176 179L175 178H170V177H173ZM217 176H219L220 178L217 177ZM33 177H34V179H33ZM81 177H83L84 180L85 181L87 180V181L84 182L83 178H81ZM151 177H153L154 180ZM226 177H228V179L230 181H228V179H225ZM240 177L241 178L243 177L244 179L242 180ZM42 178L44 180H41ZM73 178H76V179H73ZM77 178H79V179L77 180ZM109 178H111V179H109ZM124 178H126V179L124 180ZM130 178H133V179L130 180ZM203 178H205V179L203 180ZM216 178H218L219 181ZM221 178H222L223 183L221 181ZM234 178H236V179H234ZM148 179L152 180V182H149L150 180L147 181ZM200 179H202V180H200ZM55 180H56V182H55ZM60 180H62V181H60ZM130 181L133 184L130 183ZM134 181H135V183H134ZM136 181H137V183H136ZM146 181L150 185H152V186L148 185V183ZM165 181L168 184H166ZM234 181H236V182H234ZM201 182H206V183H203V185H202ZM81 183H83L84 185H82ZM88 183H91L90 185H92V186L95 184L96 186L94 185L93 187L92 186L90 187ZM50 184H53V185L50 186ZM112 184H113V186H112ZM116 184H118V185L116 186ZM172 185L176 186V189L175 190H171V189H174V186L172 187ZM190 185H192V186H190ZM225 185L227 187L229 185V187L227 188ZM236 185H238V186H236ZM64 186H66V187L64 188ZM106 186L109 187V189H112L113 188V190H114V186H115L116 187V190L118 192L116 190H114L113 192H111L112 190H109ZM131 186H132V188H130ZM184 186H185V189H182ZM196 186H199V187L197 188ZM200 186H203V187L200 188ZM212 186H214V187L212 188ZM59 187H60V189H59ZM133 187H135V188H133ZM87 188L89 189V191L87 190ZM118 188H120V189H118ZM157 188L160 189V192H159V190ZM177 188H178V190H177ZM94 189L97 190V191L93 192ZM106 189H107V191H106ZM134 189L135 190L137 189V190L135 191ZM168 189H169V191H168ZM179 189L180 190L182 189V190L180 191ZM201 189H205V191L203 192V190H201ZM170 190L172 192H170ZM195 190H197V191H195ZM53 191L54 192L56 191V192L54 193ZM61 191H62V193H61ZM73 191H75V192L78 191V192H76L74 194ZM79 191H80V194H79ZM129 191L132 192V193L130 194ZM175 191H177L178 193L175 192ZM191 191H193L194 194ZM108 192H110V194H111L110 196H112L113 198H111L109 196V193ZM115 192H117L119 194H117ZM139 192L140 193H143L142 194L143 195L142 197H139V196H141ZM153 192L156 193L157 195H155ZM167 192H169V193H167ZM77 193H78V195H76ZM81 193H83V194L81 195ZM138 193H139V195H138ZM220 193H222V194H220ZM52 194H55V195L52 196ZM182 194H185V195H182ZM211 194H212V196H211ZM85 195L88 196V198L89 197H91V198H89V199L86 198L85 199L86 202H85V200H84V202H82V200L84 199V196ZM119 195H120V197H119ZM183 196L185 198L187 197V199H185V198L183 199ZM205 196H207V198ZM61 197L63 199H61ZM69 197L75 198V201L77 202V204L78 203L79 204L77 205L76 202L74 201V199L72 200ZM81 197H82V199H81ZM123 197H125V198L122 199V201H121L120 198H123ZM143 197L144 198L146 197V198H149V199H146V198L144 199ZM20 198H21L20 200L22 201L23 198H24V195L21 196ZM155 198H156V200H155ZM178 198L183 199L184 201L183 202L180 201V202H182L184 204L181 203V205H179L180 203H178V202H179L180 199H178ZM188 198H189V201H188ZM151 199H152V201H150ZM203 199H205V201H203ZM220 199H221V202L219 201ZM37 200H39V202ZM46 200H47V202H46ZM56 200H61V202L63 201V203H59L60 201H56ZM70 200H72V201H70ZM102 200H103V202H102ZM109 200L111 201L110 202L111 204L109 203ZM44 201H45V203H42ZM87 201H90V202H87ZM112 201H113V203H112ZM127 201L128 202H131V203H128ZM163 202L164 203L166 202V204H164ZM39 203H40V205H39ZM80 203L81 204L84 203L83 204V207L81 206ZM87 203H88V205H87ZM137 203H139V204H137ZM204 203H206L207 206ZM85 204L87 206H85ZM97 204L100 207L99 209H97L98 208V205ZM38 205H39V207H37ZM115 205H117V206H115ZM238 205H239V207H237ZM186 206H189V207H186ZM120 207H122V208L121 209H118ZM176 207H177V209H176ZM80 208L82 210H84V211L80 210ZM89 208H93V209H96V210H93V209L89 210ZM110 208L111 209H114V210H111ZM173 208H175V209H173ZM3 209L4 208L0 209V212H2ZM146 209L147 210L149 209L150 210V213H153V214H150L149 213V210L147 212ZM156 209H159V210L157 211ZM163 209H165L168 212H166V211L163 212ZM179 209H182V211H178ZM118 210H119V212H118ZM175 210L179 212L178 215H177V212ZM187 210H189L190 212L187 211ZM194 210L197 211V212L195 213ZM217 210H219V211H217ZM68 211L70 213H68ZM144 211H146L149 214L144 213ZM183 211H185V212H183ZM125 212H127V213H125ZM128 212H131V213H128ZM160 212H162V213L160 214ZM171 212H173V214ZM186 212L189 213L188 216L185 215V214H187ZM192 212H193V214H192ZM234 212H236V215L237 216L234 215L235 214ZM47 213H48V215H47ZM95 213H96V216L97 217H95L94 215H92V214H95ZM98 213H99V215H98ZM167 213L169 215H167ZM180 213H182V214H180ZM200 213H201V215H200ZM232 213H233V215H232ZM78 214H79V216H78ZM144 214H146V215L144 216ZM175 214H176V216H175ZM190 214H191V216H190ZM224 214H228L229 216L228 215L224 216ZM4 215L5 214H2V213L0 214V224H2V225H5V222H6V216H4ZM73 215H76V216H73ZM127 215H128V217H127ZM132 215L134 216V218H133ZM161 215H162L163 218L161 217ZM179 215H181V216H179ZM183 215H185V216H183ZM247 215H249V216H247ZM77 216H78V218L80 217L81 219L78 220ZM88 216L89 217H92L93 216V218L94 217L95 218L94 219L93 218H89ZM115 216H116V218H115ZM171 216L174 217V218H172ZM186 216H187V219L185 218ZM217 216H219L220 218L217 217ZM234 216L236 217L235 220H234V218H235ZM240 216H243V217L244 216H247L248 218L247 217L242 218ZM82 217L83 218L85 217L86 220L83 219ZM154 217H155V219H154ZM225 217H227V218H225ZM45 218H48V219H45ZM165 218H168V219H165ZM170 218H172V219L170 220ZM183 218H184V220H183ZM61 219H63V220H61ZM71 219H72V221H71ZM111 219H112V221H111ZM175 219H177V220H175ZM54 220H56V221H54ZM93 220H94V222H92ZM178 220H180V221H178ZM46 221H48V222L46 223ZM51 221H53V222H51ZM63 221H64V223H63ZM125 221H126V223H125ZM183 221H185V222H183ZM103 222H105V224ZM117 222L120 223V227H119V224ZM178 222H179V226H178V224L177 225L176 224L173 225L174 223H178ZM49 223H50V226H49ZM160 223H162V224H160ZM243 223L247 227L245 225H243ZM57 224H59V225H57ZM68 224H69V226H66ZM72 224H73V228L71 226ZM79 224H81V225H79ZM102 224L105 225V226L108 224V227L102 226ZM129 224H131V225H129ZM166 224H168V225L166 226ZM188 224H189V226H188ZM240 224L243 225V226H245V228L243 226L242 227H239V226H241ZM35 225H37L38 227L35 226ZM64 225H65V227H64ZM116 225H117L118 228L116 227ZM163 225L165 226V229H164V226ZM236 225L237 226L239 225L238 226L239 228H235V227H237ZM248 225H250L249 228H248ZM32 226H33V228H32ZM114 226L116 227V229H115ZM157 226H158V228H157ZM186 226H188L189 228L186 227ZM39 227H41V228H39ZM74 227H75V229H74ZM125 227H127L126 228L127 231L124 229ZM155 227H156V229H155ZM88 228H89L90 231L88 230ZM171 228H175V229L172 230ZM177 228H179L181 230L178 231ZM47 229L50 230V231L48 232ZM62 229H65V230L62 231ZM81 229H83V230H81ZM74 230H76V231H74ZM124 230H125V232H123ZM238 230H240V232ZM64 231H66V232H64ZM146 231H148V232H146ZM153 231H154V233H152ZM166 231L167 232L169 231V232L167 233ZM176 231H178V232L175 233V234H173ZM53 232H56V234L55 233L53 234ZM77 232H78V234H77ZM86 232H88V233H86ZM142 232H144V233L142 234ZM182 232H184V233H182ZM243 232H245V233H243ZM137 233H138V236L140 235L139 237L137 235H135ZM235 233L236 234H239V235H235ZM57 234H58V236H57ZM76 234H77V239H75V241L73 242L74 238H76ZM98 234H100V235H98ZM122 234H124V235H122ZM145 234H146V236H145ZM162 234L164 236H167L168 235L167 237H171L172 240H170L171 238H168L167 239L164 236L161 237ZM64 235H68V237L70 236V239H67L68 237L65 238ZM233 235H235V236H233ZM240 235H242V236H240ZM86 236H87V240L85 239ZM95 236L97 238H100L101 241H100V239H98V241L97 240L94 241L95 238H96ZM105 236L108 237V239ZM123 236H125V237H123ZM247 236H248V238H247ZM72 237H73V239H71ZM79 237H80V241H77V240H79ZM135 237H136L137 243L140 242V243H143V244L145 243V244L143 245V244H140L139 243L141 246L139 244H136V241H133V240H135ZM234 237H236V238H234ZM19 238L20 239H17L16 240V242H15L16 244H19V245L26 244L28 246L33 245L31 243V241L29 240L28 237L22 236V237H19ZM63 238H65V239H63ZM120 238H123V240H125L127 238L128 240L126 239L125 241H123ZM139 238H140V240H139ZM173 238L174 239L177 238V239L174 240ZM216 238H219V239H216ZM82 239L84 241H82ZM91 239H93V240H91ZM106 240H112L111 242H113V241L114 242L111 243V242L108 241L109 243H111V244H109ZM164 240L165 241L166 240H169L172 243L171 247H170V244L171 243L169 241H166L165 242ZM252 240H255L256 242H252ZM57 241H63L64 243H66L65 245H62L63 247L64 246H67V245H70V246H68L67 248L64 247L65 250H63V249L57 250L58 249L57 247H53L52 248L53 245L58 244ZM93 241L95 243H97V242L98 243L97 244H94ZM102 241L103 242L106 241V243H101ZM162 242H163V244H161ZM195 242H196V244H195ZM120 243H122V244H120ZM125 243H126L127 246H129L128 244L131 243L130 245H131L132 248H127V246L125 245ZM80 244H81V246H79ZM112 244H115V246L112 245ZM157 244H158V247H157ZM159 244H161V246ZM164 244L169 245V247L171 248L170 250L167 249L168 252L166 250H160L161 247H162V249L169 248L168 246L166 247V245H164ZM173 244H175V245L173 246ZM192 244H194V245H192ZM211 244H212V246H211ZM216 244H217V246H216ZM219 244H220V246H218ZM99 245H101V246H99ZM102 245H105V246H102ZM110 245L112 247H108ZM205 245H206V247H205ZM208 245H210V246H208ZM73 246L74 247L76 246V247L74 248ZM83 246H84V249H86L85 252L82 251L83 250L82 249ZM119 246H121V247H119ZM163 246H165V247H163ZM78 247H80V248L78 249ZM101 247H102V249L100 250ZM117 247H119V248H117ZM136 247H138L137 251H136ZM143 247H145V248L142 249ZM210 247H212V248L210 249ZM72 248H73V250H71ZM120 248H121V250H119ZM133 248H135L134 249L135 251L132 250ZM214 248H216V249H214ZM128 249L129 250H132V252H134V253H132ZM174 249L175 250L177 249L176 251H178V252L180 251L179 254L182 253L180 257H178V253ZM35 250L37 252H35ZM69 250H70V252H69ZM77 250H78V253H77ZM79 250H81V252ZM122 250H124V252H122ZM142 250H144V251L142 252ZM183 250H184V252H183ZM197 250H198V252H197ZM12 251H13V246L12 245H10V246H8V245L6 246L5 245V247H4L3 250L0 249V260L2 259L1 262L3 261L2 262L3 264H9V262L12 261V259H13L12 258L13 257V252ZM38 251H40V252H38ZM174 251H175V254L177 253V255L174 254V256H173V252ZM194 251H195V253H194ZM73 252H74V254H73ZM103 252H105V253H103ZM70 253H71V255L73 257H71ZM138 253L139 254H142V255H137L136 256V254H138ZM168 253H170L172 255V258H169V255L170 254H168ZM222 253H224V254H222ZM40 254H42V255H40ZM115 254H117V255H115ZM123 254H124V256H123ZM129 254H131L132 257L129 256ZM184 254L186 255L187 258L184 257ZM190 254H191V257L194 254L196 256L194 255V257L191 258V257L188 256ZM30 255H32V256H30ZM65 255L68 258L64 257ZM147 255H149L150 257L147 256ZM151 255H153L152 258H151ZM182 255H183V258L184 259L181 258ZM157 256H160V257H157ZM162 256H163V258H162ZM243 256H245V257H243ZM6 257H8V258H6ZM30 257H32V259H30ZM69 257H71V258H69ZM147 258L149 259V262H148V259ZM188 258H189V261H187ZM238 258H240V260ZM159 259H160V261H159ZM218 259H220V260H218ZM233 259L235 260V262L233 261ZM57 260H58V262H57ZM124 260H126V261L123 262ZM167 260H168L169 263L167 262ZM183 260H184V262H183ZM230 260H232V261L229 262ZM120 261H121V263H120ZM131 261H132V263H131ZM145 261H147L148 263L145 262ZM1 262H0V264H2ZM4 262H6V263H4ZM215 262H217V263H215ZM219 262H222V263H219ZM34 264H36V263H34Z\"/></svg>",
  "mask_w": 264,
  "mask_h": 264
},
{
  "label": "bare ground",
  "instance_id": "6f19581e",
  "mask_svg": "<svg viewBox=\"0 0 264 264\" xmlns=\"http://www.w3.org/2000/svg\"><path fill=\"white\" fill-rule=\"evenodd\" d=\"M4 1H5V0H4ZM24 1H26V0H24ZM59 1H60V0H59ZM65 1H66V0H65ZM76 1L79 2L78 0H76ZM84 1H85V0H84ZM84 1H82V2H84ZM86 1H87V0H86ZM99 1H100V0H98L97 4L99 3ZM105 1H106V0H105ZM127 1H128V0H127ZM127 1H126V4H127V7H128L129 4L127 3ZM129 1H130V0H129ZM149 1H150V0H149ZM169 1H173V0H169ZM183 1H185V0H183ZM197 1H198V0H197ZM206 1H207V0H206ZM212 1H213V0H212ZM214 1H215V0H214ZM214 1H213V2H214ZM220 1H222L223 3H227V2H228V1L226 2V0H225V1L220 0ZM231 1H232V0H231ZM1 2H2V1H1ZM6 2H7V1H6ZM6 2H5V3H6ZM18 2H19V4H20V1H18ZM26 2H28V1H26ZM118 2H119V1H118ZM118 2H117V3H118ZM120 2H121V1H120ZM135 2H136V1H135ZM177 2L179 3V1H177ZM190 2H191V1H190ZM199 2H200V1H199ZM208 2H210V1H208ZM229 2H230V1H229ZM239 2H240V1L238 0L237 3H239ZM242 2H243V0H242ZM247 2H248V0H247ZM250 2H251V1H250ZM30 3H31V2H30ZM84 3H86V2H84ZM100 3H102V1H101ZM100 3H99V4H100ZM107 3H108V2H106V4H107ZM114 3H115V2H114ZM140 3H141V2H140ZM142 3H143V2H142ZM164 3H165V2H164ZM180 3H182V2H180ZM186 3H188V2H186ZM192 3H193V2H192ZM192 3H191V5H193ZM210 3H211V2H210ZM244 3H245V1H244ZM244 3H243V4H244ZM1 4H2V3H1ZM1 4H0V5H1ZM3 4H4V2H3ZM22 4H23V3H22ZM59 4H60V3H59ZM62 4H64V3H62ZM79 4H80V3H79ZM104 4H105V3H104ZM104 4H103V5H104ZM115 4H116V3H115ZM126 4H125V5H126ZM132 4H134V3H132ZM184 4H185V3H184ZM194 4H195V3H194ZM5 5L7 6V4H5ZM16 5H18V4H16ZM29 5H31V4H29ZM40 5H41V4H40ZM46 5H48V4H46ZM49 5H50V4H49ZM113 5H114V4H113ZM120 5H121V4H120ZM141 5H142V4H140V9L144 11V9H142V8H143V5H142V6H141ZM163 5H164V4H163ZM220 5H222V4H220ZM230 5H231V4H230ZM230 5H229V6H230ZM241 5H242V4H241ZM3 6H4V5H3ZM3 6H2V7H3ZM50 6H52V5H50ZM95 6H96V4H95ZM99 6H101V5H99ZM99 6H98V7H99ZM110 6H111V5H110ZM116 6H117V4H116ZM118 6H119V5H118ZM118 6H117V7H118ZM121 6H122V5H121ZM254 6H255V5H254ZM254 6H252V7H254ZM11 7H12V5H11ZM15 7H17V6H15ZM22 7H23V6H22ZM26 7H27V6H26ZM26 7H25V8H26ZM35 7H36V5H35ZM44 7H46V6L43 5V9L46 11V9H47L48 7H47V8H44ZM76 7H77V6H76ZM79 7H81V6H79ZM133 7H134V6H133ZM164 7H165V6H164ZM166 7H167V6H166ZM166 7H165V9H166ZM249 7H251V6H249ZM256 7H257V6H256ZM13 8H14V7H13ZM13 8H10V10L13 9ZM17 8H18V7H17ZM39 8H41V7H39ZM73 8H74V7H73ZM77 8H78V7H77ZM82 8H83V7H82ZM105 8H106V7H105ZM120 8H121V7H120ZM122 8H125L124 5H123ZM168 8H169V7H168ZM168 8H167V9H168ZM257 8H258V7H257ZM1 9H2V8L0 7V10H1ZM14 9H16V8H14ZM26 9H27V8H26ZM34 9H35V8H34ZM48 9H49V8H48ZM48 9H47V10H48ZM50 9H51V8H50ZM62 9H63V11H67V10H64V8H62ZM70 9H71V8H70ZM74 9H75V8H74ZM86 9H87V7H86ZM113 9H114V8H113ZM115 9H117V8H115ZM115 9H114V11H115ZM158 9H159V8H158ZM165 9H164V11H165ZM241 9H242V8H241ZM258 9H259V8H258ZM5 10H6V9H5ZM5 10L3 9L2 11H5ZM20 10H23V9H20ZM36 10H38V9H36ZM41 10H42V9H41ZM51 10H52V9H51ZM80 10H81V9H80ZM80 10H79V11H80ZM82 10H83V9H82ZM84 10H85V9H84ZM149 10H151V9H149ZM259 10H260V9H259ZM24 11H25V10H24ZM38 11H40V10H38ZM45 11H44V12H45ZM63 11H62V13H61L62 15H63ZM100 11H101V9H100ZM143 11H141V12H143ZM166 11H167V10H166ZM166 11H165V12H166ZM198 11H199V10H197V12H198ZM247 11H249V9H247ZM250 11H251V9H250ZM256 11H257V13H258V10H256ZM14 12L16 13L15 10H14ZM19 12H20V11H19ZM33 12H34V11H33ZM46 12H47V11H46ZM46 12H45V13H46ZM92 12H93V11H92ZM107 12H109V11H107ZM110 12H111V10H110ZM110 12H109V14H110ZM125 12H126V11H125ZM127 12H128V11H127ZM146 12H147V11H146ZM169 12H170V11H169ZM169 12H167V13L169 14ZM183 12H184V11H183ZM199 12H200V11H199ZM237 12H238V11H237ZM237 12H236V13H237ZM245 12H246V11H245ZM261 12H262V11H261ZM48 13H51V12H48ZM53 13H54V12H53ZM71 13L73 14L72 11H71ZM71 13H70V14H71ZM84 13H85V12H84ZM100 13H101V12H100ZM104 13H105V12H103V14H104ZM116 13H117V12H116ZM139 13H140V12H139ZM156 13H157V12H156ZM174 13H176V12H174ZM200 13H201V12H200ZM209 13H210V12H209ZM238 13L240 14V12H238ZM243 13H244V12H243ZM247 13H248V12H247ZM5 14H6V13L4 12V15H5ZM7 14H10V13L7 12ZM20 14H21V13H20ZM72 14H71V15H72ZM101 14H102V13H101ZM105 14H106V13H105ZM117 14H118V13H117ZM117 14H116V15H117ZM121 14H122L123 17H124V13L122 12ZM126 14H127V13H126ZM137 14H138V13H137ZM150 14H151V13H150ZM164 14H165V13H164ZM164 14H163V15H164ZM204 14H205V13H204ZM232 14H233V13H232ZM15 15H16V14H15ZM22 15H24V14H22ZM22 15H21V16H22ZM26 15H27V13H26ZM33 15H34V14L32 13L31 16H33ZM35 15H36V13H35ZM67 15H68V14H67ZM76 15H77V14H76ZM78 15H79V14H78ZM85 15H87V12H86ZM96 15H98V14H96ZM133 15H135V13H134ZM151 15H152V14H151ZM211 15H212V13H211ZM215 15H216V14H215ZM219 15H221V14H219ZM219 15H218V16H219ZM225 15H226V14H225ZM250 15H251V14H250ZM255 15H256V14H255ZM263 15H264V13L261 14V16H263ZM0 16H1V15H0ZM24 16H25V15H24ZM42 16H43V15L40 16L39 20H38V19H37V20H38V21L42 20V19H41ZM51 16L54 17V15H52V14H51ZM69 16H70V15H69ZM79 16H80V15H79ZM94 16H95V15H94ZM99 16L101 17V15H99ZM107 16H108V15H107ZM125 16H126V15H125ZM129 16H131V15H129ZM142 16H143V15H142ZM177 16L182 17L183 15H181V16H180V15H177ZM203 16L205 17L206 15H203ZM227 16H228V15H227ZM247 16H248V15H247ZM1 17H2V16H1ZM15 17H16V16H15ZM19 17H20V15H19ZM28 17H29V15H28ZM33 17H34V16H33ZM36 17H37V16H36ZM48 17H49V16H48ZM52 17H51V18H52ZM63 17L66 18L65 15H64ZM89 17H90V16H88V17H86V18L91 19V18H89ZM113 17H114V16H113ZM113 17H112V18H113ZM121 17H122V16H121ZM138 17H139V16H137V18H138ZM151 17H152V16H150V18H151ZM153 17H154V16H153ZM160 17H162V16H160ZM174 17H175V16H174ZM196 17L199 18L198 15H197ZM208 17H209V16H208ZM219 17H220V16H219ZM259 17H260V16H259ZM259 17H258V19H257V18H255V16H254V19L256 20V22H258V20L260 19ZM34 18H35V17H34ZM37 18H38V17H37ZM44 18H45V16H44ZM51 18H50V19H51ZM73 18H74V17H73ZM73 18H71V19H73ZM95 18H97V16H95ZM98 18H99V17H98ZM98 18H97V19H98ZM126 18H127V17H126ZM126 18H124V20H125ZM147 18H148V17H147ZM182 18H184V16H183ZM201 18H202V15H201ZM222 18H224V17H222ZM244 18H245V17H244ZM4 19H12V17H11V18H6V17H5ZM28 19H29V18H28ZM32 19H33V18H32ZM32 19L29 20V21H32ZM54 19H55V18H54ZM62 19H63V18H62ZM82 19H83V18H82ZM184 19H187V20H188L189 17H188V18H184ZM204 19H205V18H204ZM233 19H235V18H233ZM233 19H232V20H233ZM14 20H15V19H14ZM63 20H64V19H63ZM66 20H67V18H66ZM66 20H64V23H65ZM91 20H92V19H91ZM94 20H96V19H94ZM94 20H93V21H94ZM187 20H185V21H187ZM235 20H236V19H235ZM237 20H239V19H237ZM241 20H242V19H241ZM22 21H24V20L22 19ZM34 21H35V20H34ZM50 21H51V20H50ZM54 21H56V20H53V19H52V22H54ZM119 21H120V20H119ZM185 21H184V22H185ZM192 21H193V20L191 19L190 22H192ZM204 21L206 22L207 20L205 19ZM219 21H220V20L217 21V25H218ZM243 21H245V20H243ZM17 22H18V21H17ZM48 22H49V21H48ZM48 22H47V23H48ZM66 22H67V21H66ZM108 22H109V21H108ZM110 22H111V21H110ZM110 22H109V24H110ZM112 22H114V21H112ZM112 22H111V23H112ZM187 22H188L187 25H191V24L189 23V21H187ZM196 22H197V21H196ZM209 22H210V21H209ZM209 22H207V24H209ZM220 22H221V21H220ZM227 22H228V20H227ZM254 22H255V21H254ZM256 22H255V25L257 24ZM260 22H262V20H261ZM0 23H1V21H0ZM29 23H30V22H29ZM35 23H36V22H35ZM42 23H43V21H42ZM64 23H63V24H64ZM115 23H116V22H115ZM123 23H124V22H123ZM134 23H135V22H134ZM136 23H141V22H136ZM149 23H150V22H149ZM155 23H156V22H155ZM164 23L167 24V22H166L165 20H164ZM185 23H186V22H185ZM197 23H198V22H197ZM203 23H204V22H203ZM203 23H200V22H199L198 24H199V25H200V24L202 25ZM231 23H232V22H231ZM1 24L3 25V23H1ZM27 24H28V23H27ZM39 24H40V23H39ZM39 24H36V25H39ZM45 24H46V23H45ZM48 24H49V23H48ZM51 24H52V23H51ZM53 24H54V23H53ZM100 24H102V23H100ZM151 24L153 25V23H151ZM160 24H161V23H160ZM162 24H163V22H162ZM198 24H197V25H198ZM212 24H213V23H212ZM214 24H215V23H214ZM259 24H260V23H259ZM43 25H44V24H42V27H43ZM73 25H74V24H73ZM73 25H72V26H73ZM77 25H82V24H77V23H75V26H76V27H79V26H77ZM91 25H92V24H91ZM102 25H103V24H102ZM123 25H124V24H123ZM123 25L121 24V26H123ZM127 25H128V23H127ZM129 25H130V23H129ZM129 25H128V26H129ZM131 25H132V23H131ZM143 25H144V27H145L147 24H143ZM148 25H149V24H148ZM152 25H150V26H152ZM157 25H159V23H158ZM185 25H186V24H185ZM192 25L197 26L195 23L192 24ZM221 25H222V24H221ZM223 25H224V24H223ZM257 25H258V24H257ZM12 26H13V24L11 25V27H12ZM14 26H15V25H14ZM24 26H25V24H24ZM26 26H27V25H26ZM63 26H64V25H63ZM85 26H86V23H85L84 27L81 28V29L86 28ZM109 26H110V25H109ZM114 26H115L114 28H119V27H116V25H114ZM118 26H120V24H119ZM128 26H127V27H128ZM133 26H135V29H138V28H136L138 25H137V26H136V25H133ZM203 26H204V25L201 26L202 29H203ZM214 26H216V25H214ZM218 26H219V25H218ZM261 26H262V24H261ZM7 27H8V26H7ZM40 27H41V26H40ZM42 27H41V28H42ZM51 27H52V26H51ZM57 27H58V25L56 26V28H57ZM80 27H82V26H80ZM123 27H124V26H123ZM131 27H132V26H131ZM152 27H155V28H156V27H158V26L153 25ZM159 27H160V25H159ZM198 27H200V26H198ZM205 27L209 28L207 25H206ZM224 27H226V26H224ZM13 28L15 29V27H13ZM16 28H17V27H16ZM67 28H68V26H67ZM94 28H97V27H94ZM94 28H93V29H94ZM98 28H99V25H98ZM100 28H102V27H100ZM100 28H99V29H100ZM149 28H150V27H149ZM175 28H176V27H175ZM1 29H2V28H1ZM4 29H6V28H4ZM30 29H32V28H30ZM35 29H36V27H35ZM42 29H43V28H42ZM58 29H59V28H58ZM71 29H72V28H71ZM77 29H79V28H77ZM81 29H79V30H81ZM120 29H121V28H120ZM132 29H133V27H132ZM214 29H215V28H214ZM6 30H7V29H6ZM17 30H18V29H17ZM23 30H24V29H22V31H23ZM46 30H47V29H46ZM59 30H60V29H59ZM110 30H111V28H110ZM112 30H113V26H112ZM122 30H123V29H122ZM124 30H125V29H124ZM138 30H139V29H138ZM30 31H31V30H30ZM63 31H64V30H63ZM63 31H60V32L63 33ZM73 31H74V30H73ZM76 31H78V30H76ZM76 31H74V32L76 33ZM82 31L85 32V30H82ZM82 31H81V32H82ZM88 31H89V30H88ZM115 31H118V29L115 30ZM119 31H121V30H119ZM125 31H126V30H125ZM214 31H215V30H214ZM251 31L253 32L254 30H251ZM16 32H17V31H16ZM24 32H26V31H24ZM32 32H34V31H32ZM43 32H45V31H43ZM66 32H67V31H66ZM69 32H70V31H69ZM81 32L78 31V33H81ZM84 32H82V33H84ZM100 32H101V31H100ZM105 32H106V31H105ZM121 32L123 33V31H121ZM121 32H119V33H121ZM254 32H255V31H254ZM27 33H28V32H27ZM34 33H35V32H34ZM67 33H68V32H67ZM108 33H110V32H108ZM108 33H107V34H108ZM114 33H118V32H114V31H113V34H114ZM122 33H121V34H122ZM131 33H132V32H131ZM131 33L129 32V33H127V34L130 35ZM177 33H178V32H177ZM179 33H180V31H179ZM202 33H203V31H202ZM246 33H247V32H246ZM15 34H16V33H15ZM18 34H19V36L16 34L17 37H19L20 39L23 38L24 35H23L22 37H20L21 34H20V33H18ZM22 34H23V33H22ZM69 34H70V33H69ZM87 34H88V33H87ZM107 34H106V35H107ZM121 34H120V35H121ZM134 34H136V33H134ZM193 34H194V33H193ZM193 34H192V35H193ZM199 34H200V33H199ZM249 34H250V33H249ZM258 34H260V33H257V35H258ZM262 34H264V33H262ZM9 35H10V37H11L12 35L14 36V34H9ZM25 35L27 36V34H25ZM37 35H38V34H37ZM40 35H42V33H41ZM49 35H50V34H49ZM73 35H74L75 37H78L79 39L81 38L80 36H82V35L78 36L77 34H73ZM83 35H84V34H83ZM89 35H91V34H89ZM124 35H125V34H124ZM136 35H138V34H136ZM139 35H141V34H139ZM192 35H191V36H192ZM195 35H196V33H195ZM195 35H194V37H195ZM197 35H198V34H197ZM208 35H209V34H208ZM238 35H239V34H238ZM243 35H244V34H243ZM252 35L254 36L255 33L252 34ZM0 36H1V35H0ZM31 36H33V35H31ZM31 36H30V37H31ZM43 36H45V35H43ZM74 36L71 35L70 37L73 38ZM94 36H95V35H94ZM94 36H93V37H94ZM118 36H119V35H118ZM145 36H146V35H145ZM189 36H190V35H189ZM191 36H190L189 38H191ZM249 36H250V35H249ZM255 36H256V35H255ZM258 36H259V35H258ZM258 36H256V37H258ZM52 37H53V36H52ZM75 37H74V40H75ZM82 37H84V36H82ZM86 37H87V36H86ZM93 37H92V38H93ZM106 37H107V36H106ZM143 37H144V36H143ZM147 37H148V35L146 36V38H147ZM149 37H150V36H149ZM192 37H193V36H192ZM196 37H198V36H196ZM201 37H202V36H201ZM201 37H200V36L198 37L199 40H200V39H203V38H201ZM203 37H205V35H203ZM207 37H209V36H207ZM226 37H228V36H226ZM233 37H234V36H233ZM239 37H240V36H239ZM32 38H33V37H32ZM47 38H49V37H47ZM47 38H46V39H47ZM78 38H77V39H78ZM84 38H85V37H84ZM113 38H114V37H113ZM128 38H129V37H128ZM180 38H182V37H180ZM184 38H186V36H184ZM229 38H231V35H230V37H228V39H229ZM249 38H252V37H249ZM7 39H9V38H7ZM20 39H19V40H20ZM24 39H25V38H24ZM30 39H31V38H30ZM43 39H44V38H43ZM43 39H42V41H43ZM90 39H91V38H90ZM100 39L102 40V36H101ZM108 39H109V38H108ZM108 39H107V40H108ZM114 39H117V37L114 38ZM150 39H151V38H150ZM241 39H242V40H241ZM241 39L239 38L238 41H239V40L243 41V38H241ZM246 39H248V37H247ZM9 40H10V39H9ZM16 40H17V39H15V41H16ZM25 40H26V39H25ZM74 40H72V41H74ZM103 40H104V38H103ZM105 40H106V39H105ZM140 40H141V39H140ZM143 40H144V39H143ZM153 40H155V39H153ZM175 40H176V39H175ZM178 40H179V39H178ZM182 40H183V39H182ZM184 40H185V39H184ZM191 40H192V39H190V41H191ZM204 40H205V39H204ZM224 40H225V39H224ZM229 40H230V39H229ZM235 40H237V39H235ZM249 40H250V39H249ZM255 40H256V39H255ZM67 41L71 42L70 40H67ZM75 41H76V40H75ZM112 41H113V40H112ZM136 41H137V40H136ZM141 41H142V40H141ZM145 41H146V40H145ZM172 41H173V40H172ZM179 41H180V40H179ZM190 41H189V42H190ZM196 41H197V40H195V41H193V42L196 43ZM231 41L233 42L234 40H231ZM244 41H245V40H244ZM247 41H248V40H247ZM256 41H257V40H256ZM258 41H259V40H258ZM9 42H10V41H9ZM11 42H13V40H12ZM27 42H28V41H27ZM29 42H30V41H29ZM37 42H38V41H37ZM44 42H45V41H43L42 46H44ZM55 42L57 43L58 41H55ZM69 42H68V43H69ZM91 42H93V41H91ZM98 42H99V41H98ZM105 42H106V41H105ZM105 42H102V43H105ZM107 42H110V41H107ZM129 42H130V41H129ZM156 42H157V41H156ZM156 42H155V43H156ZM158 42H159V41H158ZM163 42H164V41H163ZM167 42H169V41H167ZM183 42H184V41H183ZM185 42L189 43L188 40H185ZM185 42H184V43H185ZM191 42H192V41H191ZM200 42H201V40H200ZM225 42H227V41H225ZM232 42H231V43H232ZM239 42H240V41H239ZM239 42H238V43H239ZM5 43H6V42H5ZM18 43H21V42L19 41ZM30 43H31V42H30ZM32 43H36V42H32ZM38 43H39V42H38ZM49 43H50V42H49ZM51 43H52V42H51ZM59 43L64 44L63 42H59ZM65 43H67V42H65ZM68 43H67V44H68ZM74 43H75V42H74ZM74 43H73V44H74ZM78 43H79V42H78ZM94 43H95V42H94ZM99 43H100V42H99ZM113 43H115V42H113ZM116 43H117V42H116ZM120 43H121V42H120ZM131 43H132V42H131ZM138 43H139V42H135V43H133V44H135V45H137V46H133V44H132V45H128V47H126V45L128 44V43H127V44H125V48H126V49H128V48L130 49L132 46H133V48H135V49H136V47L139 48L140 45H138ZM141 43H142V42H141ZM173 43H176V42H173ZM195 43H194V44H195ZM198 43H199V41H198ZM3 44H4V43H3ZM36 44H37V43H36ZM110 44H111V43H110ZM157 44H158V43H157ZM167 44H168V43H167ZM196 44H197V43H196ZM223 44H224V43H223ZM225 44L227 45V43H225ZM229 44H230V43H229ZM241 44L243 45L244 43L241 42L239 45H241ZM9 45H10V44H9ZM9 45L6 44V46H9ZM11 45H12V43H11ZM18 45H20V44H18ZM37 45H38V44H37ZM40 45H41V44H40ZM52 45H53V44H52ZM114 45L116 46V44H114ZM158 45H159V44H158ZM162 45H163V44H162ZM174 45H175V44H174ZM176 45H177V44H176ZM221 45H222V44H221ZM226 45H225V46H226ZM239 45H238V46H239ZM242 45H241V46H242ZM258 45H259V44H257V46H258ZM1 46H2V45H1ZM13 46H14V43H13ZM22 46H23V45H22ZM22 46H21V47H22ZM32 46H33V44H32ZM118 46H119V44L117 45V47H118ZM150 46H151V45H150ZM150 46H148V47H149V48H148L149 51H150V49H151ZM241 46H239V47H241ZM243 46H244V45H243ZM3 47H4V46H3ZM3 47H2V48H3ZM23 47H24V46H23ZM26 47H27V46H26ZM54 47H55V46H54ZM57 47H59V46H57ZM65 47H66V46H64L63 49H65ZM161 47H162V46H161ZM261 47H262V46H261ZM10 48H11V47H10ZM13 48H14V47H13ZM91 48H92V47H91ZM93 48H95V46H93ZM96 48H97V47H96ZM179 48H180V47H179ZM42 49H44V48H41V50H42ZM77 49H78V48H77ZM88 49H89V48H88ZM88 49H86V50H88ZM118 49H119V48H118ZM126 49H125V50H126ZM129 49H128V50H129ZM144 49H145V48H144ZM162 49H163V48H162ZM205 49H206V48H205ZM240 49H241V48H240ZM257 49H258V48H257ZM45 50H46V49H45ZM74 50H76V49H74ZM114 50H115V49H114ZM157 50H158V51H157ZM157 50H156V52L160 53V52H159V49H157ZM43 51H44V50H43ZM67 51H68V50H67ZM91 51L93 52L92 49H91ZM95 51H96V50H95ZM112 51H113V49H112ZM115 51H116V50H115ZM119 51H121V50H119ZM139 51H143V49H142V50H139ZM139 51H137V52H139ZM152 51H153V48H152L151 52H152ZM6 52H9V51L7 50ZM55 52H56V50H55ZM70 52H71V51H70ZM74 52H75V51H72V53H74ZM78 52H79V51H77V53H78ZM81 52H82V51H81ZM81 52H80V53H81ZM83 52H85V50H84ZM89 52H90V51H89ZM116 52H117V51H116ZM116 52L113 53V54L115 55V57L117 56V55H116V54H117ZM156 52H155V50H154V53H156ZM180 52H181V51H180ZM205 52H207V51L205 50ZM9 53H10V52H9ZM53 53H54V52H53ZM56 53H57V52H56ZM65 53H66V51H65ZM90 53H91V52H90ZM102 53H103V52H102ZM130 53H131V52H130ZM152 53H153V52H152ZM184 53H185V52H184ZM196 53H197V52H196ZM209 53H210V51H209ZM209 53H208V54H209ZM14 54H15V53H14ZM18 54H19V53H18ZM43 54H45L44 56H47V55H48L47 53H43ZM43 54H42V55H43ZM46 54H47V55H46ZM160 54H161V53H160ZM160 54H159V56L162 55V54H161V55H160ZM49 55H50V54H49ZM67 55H68V54H67ZM67 55H64V56H67ZM70 55H71V54H70ZM70 55H69V56H70ZM75 55H76V52H75ZM75 55H74V56H71V57H75ZM87 55H89V54H86V57H87ZM6 56H8V55H6ZM11 56H12V55H11ZM53 56H54V55H53ZM69 56H67V57H69ZM92 56H93V55H91V57H92ZM145 56H146V55H145ZM147 56H148V55H147ZM4 57H5V56H4ZM12 57H13V59H14V56H12ZM71 57H70V59H71ZM84 57H85V55H84ZM84 57H83V58H84ZM88 57H89V56H88ZM91 57H90V58H91ZM97 57H98V56H97ZM113 57H114V56H113ZM113 57H112V59L114 60ZM117 57H118V56H117ZM152 57H153V55H152ZM152 57H151V58H152ZM163 57H164V55H163L161 58H163ZM165 57H167V55H166ZM37 58H38V57H37ZM64 58H65V57H64ZM94 58H95V57H94ZM94 58L91 59L92 62H94V61H93V60H95ZM100 58H101V57L99 56L98 59L101 60V62H102V59H100ZM138 58H139V57H138ZM140 58H142V57H140ZM143 58H144V57H143ZM168 58H170V57H168ZM245 58H246V57H245ZM259 58H262V57H259ZM5 59H6V57H5ZM7 59H8V58H7ZM9 59H11V58H9ZM44 59H46V57H45ZM66 59H67V58H66ZM84 59H85V58H84ZM105 59H109V58H105ZM105 59H103V60H105ZM110 59H111V58H110ZM110 59H109V60H110ZM117 59H118V58H117ZM146 59H147V58H146ZM153 59H154V57H153ZM155 59H156V58H155ZM158 59H160V57H159ZM166 59H167V58H166ZM177 59H178V58H177ZM177 59H176V60L174 59V60L177 61ZM11 60H12V59H11ZM19 60H21V59H19ZM47 60H50V58L47 59ZM72 60H73V59H72ZM119 60H120V59H119ZM125 60H126V59H125ZM148 60H149V58H148ZM242 60H243V59H242ZM261 60H262V59H261ZM15 61H16V63H17L16 66H18V65L20 64V61H18V62H17V60H15ZM15 61H14V63H15ZM25 61H26V60H25ZM25 61H24V63H25ZM50 61H51V60H50ZM73 61H74V60H73ZM77 61H78V60L74 61L73 63H75V62H77ZM86 61H88V60L86 59ZM86 61H85V62H86ZM146 61H147V60H146ZM160 61H161V60H160ZM160 61H158V62H160ZM162 61H163V60H162ZM164 61H165V60H164ZM166 61H167V60H166ZM194 61H195V60H194ZM210 61H211V60H210ZM210 61H209V62H210ZM217 61H218V60H217ZM227 61H228V60H227ZM247 61H248V60H247ZM21 62H22V61H21ZM40 62H41V61H40ZM40 62H39V63L37 62V63L40 64ZM55 62L57 63L56 59H55ZM62 62H63V61H62ZM65 62H66V61H65ZM65 62H64L63 64H65ZM106 62L108 63L109 61L106 60ZM129 62H130V61H129ZM133 62H134V61H133ZM144 62H145V61H144ZM151 62H153V60H152ZM154 62H155V61H154ZM168 62H169V61H168ZM205 62H206V63H205ZM218 62H221V61H218ZM218 62H217V63H218ZM223 62H224V61H223ZM238 62H239V61H238ZM238 62H237V63H238ZM241 62H244V61H241ZM241 62H239L238 64H240ZM18 63H19V64H18ZM24 63H23V64H24ZM37 63H36V65H37ZM56 63H55V64H56ZM66 63H67V62H66ZM81 63H82V61H81ZM96 63H98V62H96ZM99 63H100V62H99ZM99 63H98V64H99ZM109 63H110V62H109ZM109 63H108V64H109ZM146 63H147V62H145L144 64H146ZM169 63H171V60H170ZM181 63H182V62H181ZM190 63H196V64H199V63H197V62H193V61L190 62ZM204 63H205L206 65H209V64H207V63H208L207 60L204 61ZM232 63L234 64V63H236V62L234 61V62H232ZM248 63H249V62H248ZM25 64H26V63H25ZM43 64H46V62L44 61V62H43L41 65H39V66H42ZM50 64H51V67H54V65H55V64H53V63H51V62H50ZM79 64H80V63H78V64H76V65H78V66L80 67L81 64H80V65H79ZM82 64H83V63H82ZM85 64H87V63H85ZM100 64H101V63H100ZM117 64H118V63H117ZM128 64H130V63H128ZM128 64H127V65H128ZM144 64H143V67H144ZM149 64H150V63H149ZM149 64H147V65H149ZM174 64H175V63H174ZM178 64H179V63H178ZM182 64H184V62H183ZM187 64H188V63H187ZM196 64H195V65H196ZM205 64H204V65H205ZM218 64H219V63H218ZM227 64H228V63H227ZM227 64H226V65H227ZM27 65H29V64H27ZM46 65H47V64H46ZM46 65H45V66H46ZM58 65H59V64H58ZM58 65L55 66V68H54L55 70H56V67H58ZM65 65H66V64H65ZM89 65H91V64L89 63ZM101 65H104V64H101ZM113 65H114V64H113ZM119 65H120V64H119ZM119 65H118V66H119ZM141 65H142V64H141ZM172 65H173V64H172ZM230 65H231V64H230ZM240 65H241V64H240ZM243 65H245V63H244ZM248 65H249V64H248ZM19 66H20V65H19ZM19 66H18V67H19ZM21 66H22V63H21ZM29 66L32 67V64H30ZM43 66H44V65H43ZM48 66H50V65H48ZM68 66H69V65H68ZM68 66H67V67H68ZM71 66H72V64H71ZM115 66H116V65H115ZM131 66H132V65H131ZM139 66H140V65H139ZM145 66H146V65H145ZM187 66H188V65H187ZM192 66H193V65H192ZM236 66H237V65H235V67H236ZM22 67H26V66L23 65ZM22 67H21V70H20V68H19V71H15V73H18V72H19V74H20V71H22ZM59 67H60V66H59ZM64 67H65V66H62V67L59 68V69H62V68H64ZM67 67H66V68H67ZM84 67H85V66H84ZM90 67H91V66H90ZM107 67H108V66H107ZM122 67H125V65L123 64V66H120V68H122ZM127 67H128V66H127ZM134 67H135V66L133 65V67H131L130 69L132 70ZM171 67H172V66H171ZM171 67H170V69H172ZM199 67H200V66H199ZM206 67H207V66H206ZM206 67L204 66V67H200V68H206ZM210 67H211V66H210ZM226 67H227V66H226ZM238 67H239V65H238ZM13 68H14V67H13ZM28 68H30V67H27V69H28ZM37 68H38V67H37ZM71 68H73V67H71ZM86 68H88V67L86 66ZM99 68L102 69L101 66H100ZM104 68H105V66L103 67V69H104ZM125 68H126V67H125ZM178 68H179V67H178ZM178 68H177V70H176V69H175V70H176V71H179L180 68H179V69H178ZM184 68H185V67H184ZM184 68H183V69H184ZM186 68H187V67H186ZM189 68H190V67H189ZM189 68H188V69H189ZM191 68H193V67H191ZM191 68H190V69H191ZM228 68L232 69L231 67H228ZM25 69H26V68H25ZM32 69H34V68H31V70H32ZM54 69H53V70H54ZM57 69H58V68H57ZM91 69H92V67H91ZM109 69H110V68H109ZM115 69H117V68H115ZM115 69H114V71H115ZM127 69H128V68H127ZM135 69H136V71H138V72H139V70H140V72H142V70H141L140 68H139V70H138V68H135ZM166 69H169V68H166ZM166 69H165L164 72H166ZM173 69H174V68H173ZM183 69H182V71L185 70V69H184V70H183ZM190 69H189V71H191ZM236 69H237V67H236ZM236 69H235V70H236ZM0 70H2V69H0ZM28 70H30V69H28ZM28 70H27V71H28ZM38 70H40V69H38ZM47 70H48V69H47ZM49 70H51V69H49ZM53 70H52V71H53ZM55 70H54V72H55ZM79 70H80V69H79ZM79 70L76 71V72H80ZM82 70H83V69H82ZM86 70L88 71V69H86ZM94 70H96V69L93 68V71H94ZM110 70L112 71V69H110ZM110 70H106V71L111 72ZM119 70H120V69H119ZM122 70H123V69H122ZM131 70H130V71H131ZM145 70H146V69H145ZM145 70H143V71H145ZM198 70H199V69H198ZM198 70H197V71H198ZM210 70H212V69H210ZM246 70H247V69H246ZM12 71H13V69H12ZM25 71H26V70H25ZM59 71H61V70H59ZM59 71H58V72H59ZM66 71H67V69H66ZM66 71H65V72H66ZM91 71H92V70H91ZM98 71H101V70H98ZM103 71H104V70H102V72H103ZM116 71H117V70H116ZM124 71H125V70H124ZM136 71H135V72H136ZM192 71H193V70H192ZM194 71H195V70H194ZM202 71H204V69H203ZM223 71H224V70H223ZM231 71H232V70H231ZM244 71H245V70H243V72H244ZM1 72H2V71H1ZM13 72H14V71H13ZM38 72H39V71H38ZM49 72L51 73V71H49ZM49 72L47 71V73H49ZM63 72H64V71H63V69H62V73H63ZM70 72H73V71L70 70ZM70 72H69V73H70ZM82 72H85V71H82ZM89 72H90V71H89ZM95 72H97V71H95ZM102 72H101V74H102ZM122 72H123V71H122ZM135 72H133V74L130 75V76L133 77V75H134V76L137 77L138 75H140V73L138 74V72H136V73L138 74V75H136ZM151 72H152V71H151ZM186 72H187V70H186ZM25 73H27V72H25ZM42 73H43V72H42ZM56 73H57V72H56ZM66 73H67V72H66ZM74 73H75V72H74ZM85 73L88 74V72H85ZM85 73H84V74H85ZM90 73H92V72H90ZM93 73H94V72H93ZM103 73L106 74L107 72H106V73L103 72ZM111 73H112V72H111ZM119 73H120V72H119ZM124 73H125V72H124ZM142 73L144 74V72H142ZM166 73H167V72H166ZM166 73H164V75H166ZM171 73H173V72H171ZM179 73H180V74L182 73L181 70H180ZM189 73H190V72H188L187 74H189ZM191 73H192V72H191ZM204 73H209V70H207V72L204 71ZM213 73H214V70H213ZM226 73H228V71H226ZM234 73H235V72H233V74H234ZM1 74H3V72H2ZM9 74H10V73H9ZM30 74H31V73H30ZM40 74H41V73H40ZM51 74H53V72H52ZM67 74H68V73H67ZM72 74H73V73H72ZM87 74H86V75H87ZM99 74H100V73L97 74L98 77H99ZM107 74H108V73H107ZM107 74L105 75L106 77H107ZM121 74H122V73H121ZM125 74H126V73H125ZM125 74H124V75H125ZM127 74H128V73H127ZM146 74H147V71H146ZM151 74H152V73H151ZM169 74H170V73H169ZM193 74H194V72H193ZM193 74H192V75H193ZM210 74H211V73H210ZM210 74H209V75H210ZM224 74H225V73H223V75H224ZM229 74L231 75V73H229ZM242 74H243V73H242ZM242 74H241V75H242ZM245 74H247V73H245ZM44 75H46V74H44ZM55 75H57V74H55ZM70 75H71V73H70ZM76 75H78V74H76ZM81 75H82V74H81ZM89 75H92V74H89ZM109 75H110V73H109ZM113 75H114V73H113ZM117 75H118V74H117ZM144 75H145V74H144ZM149 75H150V73H149ZM152 75H153V74H152ZM164 75H163V77H164ZM189 75H190V74H189ZM196 75H197V74H196ZM203 75H206V74H203ZM239 75H240V74H239ZM247 75H248V74H247ZM24 76H27V74L24 75ZM32 76H33V75H32ZM37 76H38V75H37ZM60 76H61V75H60ZM84 76H85V75H84ZM111 76H112V75H111ZM141 76H142V74H141ZM166 76H167V75H166ZM181 76H182V74H181ZM200 76H201V75H200ZM200 76H198V77L200 78ZM207 76H208V74H207ZM213 76H214V75H213ZM232 76H233V75H232ZM236 76L238 77V75H236ZM236 76H234V77L236 78ZM245 76H246V75H245ZM245 76L242 75V77H245ZM38 77H39V76H38ZM42 77H44V76H42ZM48 77H49V76H48ZM55 77L58 78V75L55 76ZM61 77H65V78H66V75H62ZM71 77H72V76H71ZM77 77H79V75H78ZM86 77H88V76H86ZM91 77H92V76H91ZM94 77H95V76H93V78H94ZM103 77H104V75H103V76L101 75L99 78H103ZM127 77H129V76H127ZM143 77H144V76H143ZM189 77L191 78L192 76H189ZM227 77H228V76H227ZM0 78H2V76H1ZM12 78H15V77L12 76ZM18 78H20V77H18ZM40 78H41V77H40ZM52 78H53V77H52ZM67 78H69V75H68ZM75 78H76V77H75ZM84 78H85V77H84ZM84 78H83V79H84ZM93 78H91V79H93ZM96 78H97V76H96ZM96 78H95V79H96ZM110 78H111V77H110ZM139 78H141V77H139ZM210 78H211V75H210ZM210 78H209V79H210ZM222 78H223V77H222ZM24 79H25V78H24ZM49 79H50V78H49ZM58 79H63V78H60V77H59ZM58 79H56V80L58 81ZM78 79H82V78H78ZM78 79H77V80H78ZM104 79H105V78H104ZM131 79H134V78H131ZM135 79H136V78H135ZM180 79H182V78H180ZM218 79H219V76H218V78H216V80H218ZM238 79H239V77H238ZM10 80L13 81V80H16V79H13V80L10 79ZM37 80H38V79H37ZM47 80H48V79H47ZM47 80H46V83H47ZM54 80H55V79H54ZM54 80H50V81L52 82V81H54ZM56 80H55V81H56ZM86 80H87V79H86ZM99 80H101V79H99ZM99 80H97V81H99ZM111 80H112V79H111ZM183 80H184V79H183ZM190 80H191V79H190ZM190 80H189V81H190ZM195 80H196V79H195ZM210 80H211V79H210ZM223 80H224V79H223ZM229 80H230V79H229ZM231 80H232V77H231ZM239 80H241V79H239ZM17 81L20 82L19 80H17ZM26 81H28V80H26ZM55 81H54V82H55ZM71 81H72V80L67 81V82H71ZM75 81H76V80H75ZM75 81H73V83H74ZM78 81H79V80H78ZM78 81H76V82L78 83ZM82 81H84V80H82ZM95 81H96V80H94L93 82H95ZM106 81H107V80H106ZM122 81H123V80H122ZM126 81H127V79H126ZM128 81H132V80H128ZM184 81H185V80H184ZM214 81H215V76H214ZM236 81H237V80H236ZM236 81H235V82H236ZM242 81H243V80H242ZM1 82H2V81H1ZM1 82H0V83H1ZM48 82H49V81H48ZM67 82H66V83H67ZM88 82H89V81H88ZM88 82L86 81V82H84V84H85V83H88ZM93 82H92V83H93ZM101 82H102V81H101ZM104 82H105V81L103 80V83H104ZM160 82H161V81H160ZM186 82H187V81H185V83H186ZM192 82H193V80H192ZM221 82H222V81H220V83H221ZM235 82H234V83H235ZM238 82H239V81H238ZM12 83H13V82H12ZM20 83H21V82H20ZM58 83H59V82H58ZM58 83H56V84H58ZM73 83H71V85H72ZM119 83H120V81H119ZM165 83H166V81H165ZM165 83H162L163 85H162V86L160 85V86H161V87H163V86H164V87L167 86V84H165ZM185 83H184V84H185ZM240 83H241V82H240ZM42 84H44V83H42ZM68 84H69V83H68ZM68 84H67V85H68ZM74 84H75V83H74ZM74 84H73V85H74ZM98 84H100V82H99ZM120 84H122V83H120ZM120 84H119V85H120ZM194 84L196 85V83H194ZM208 84H209V82H208ZM212 84H214V82H213ZM246 84H247V81H246ZM246 84H245V85H246ZM249 84H250V82H249ZM249 84H247V85H249ZM2 85H3V84H2ZM14 85H15V84H14ZM30 85H33V83L30 84ZM59 85H60V83H59ZM67 85H66V86H67ZM95 85H96V83H95ZM115 85H116V84H115ZM148 85H149V84H148ZM148 85H147V86H148ZM151 85H152V87H151L152 90H154V89H155V87L153 88L154 85H153V84H150V86H151ZM155 85H156V84H155ZM200 85H201V83H200ZM225 85H226V84H225ZM240 85H242V83H241ZM12 86H13V85H12ZM61 86L63 87L62 83H61ZM69 86H70V84H69ZM77 86H78V85H77ZM87 86L90 87L91 85H86V87H87ZM106 86H107V85H106ZM117 86H118V82H117ZM160 86H159V87H160ZM216 86H217V85H216ZM218 86H219V85H218ZM222 86H223V84H222ZM227 86H228V85H227ZM230 86H232V85H230ZM3 87H4V86H3ZM3 87H1V88H3ZM15 87H17V86H15ZM31 87L33 88V86H31ZM35 87H36V86H35ZM45 87H47V88H45V89H49V88H48V87H50V86H49V83H48ZM67 87H68V86H67ZM84 87H85V86H84ZM100 87H102V85H101ZM114 87H116V86H114ZM145 87H146V85H145ZM167 87H168V86H167ZM174 87L177 88V86H176L175 84H174ZM184 87H185V86H184ZM184 87L182 88L183 90H184ZM206 87H207V86H206ZM211 87H212V88H211V90H212L214 86L212 85ZM219 87H220V86H219ZM224 87H225V86H224ZM237 87H238V84H237ZM240 87H241V86H240ZM240 87H239V88H240ZM17 88H18V87H17ZM17 88H14V89H15V92H16V89H17ZM20 88H21V85H20ZM20 88H19V89H20ZM27 88H28V87H27ZM37 88H41V87L38 85ZM37 88H36V89H37ZM55 88H56V87H55ZM58 88H59V87H58ZM82 88H83V87H82ZM95 88H96V87H95ZM95 88H94V89H95ZM106 88H107V87H106ZM106 88H105V89H106ZM111 88H112V87H111ZM111 88H110V89H111ZM143 88H144V87H142V89H143ZM146 88H148V87H146ZM146 88H145V89H146ZM170 88H171V87H170ZM222 88H223V87H222ZM227 88H228V87H227ZM232 88H233V87H232ZM19 89H18L17 91H19ZM23 89H25V88H23ZM36 89H35V90H36ZM42 89H44V88H42ZM64 89H65V88H64ZM73 89H74V92H75V91H76V90H75L76 88H72L71 90L73 91ZM78 89H79V88H78ZM89 89H91V87H90ZM177 89H178V88H177ZM209 89H210V88H209ZM230 89H231V88H230ZM230 89H229V91H232V90H230ZM242 89H243V87H242ZM245 89H246V86H245L244 90H245ZM1 90H3V89H1ZM1 90H0V92H1ZM35 90L33 91V93H32V92H29V93L34 94V93H35ZM38 90H39V89H38ZM49 90L51 91V90H53V89H51V87H50ZM71 90H69V91L71 92ZM83 90H85V89H83ZM86 90H88V89H86ZM106 90H107V89H106ZM134 90H135V89H134ZM143 90H144V89H143ZM155 90H157V88H156ZM173 90H174V89H173ZM183 90H182V91H183ZM246 90H248V89H246ZM249 90H250V89H249ZM249 90H248V92H249ZM58 91L60 92V89H59ZM77 91H78V90H77ZM95 91H96V90H95ZM109 91H110V90H109ZM132 91H133V90H132ZM162 91H163V89L161 90V92H162ZM188 91H191V90H188ZM193 91H194V90H193ZM193 91H191L190 93H193ZM201 91H202V89H201L200 91L198 90L199 93H200ZM205 91H206V90H205ZM224 91H225V90H224ZM234 91H235V90H234ZM252 91H253V89H252ZM11 92H12V90H11ZM24 92H28V91H24ZM42 92H43V91H42ZM42 92H41V93H42ZM47 92H48V91H47ZM79 92H80V91H79ZM87 92H88V91H87ZM128 92H131V91H128ZM141 92H142V90H141ZM143 92H144V91H143ZM143 92H142V93H143ZM146 92H151V89H149L148 91L146 90ZM158 92H159V91H158ZM174 92H175V90H174ZM195 92H197V90H196ZM198 92H197V93H198ZM208 92H210V91H208ZM221 92H222V91H221ZM227 92H228V91H227ZM18 93H19V92H18ZM81 93H82V92H81ZM95 93H96V92H95ZM122 93H123V92H122ZM133 93H134V92H133ZM133 93H132V94H133ZM138 93H140V92H138ZM163 93H164V91H163ZM206 93H207V92H206ZM219 93H220V92H219ZM224 93H225V92H224ZM249 93H251V92H249ZM249 93H247V94H249ZM252 93H253V92H252ZM6 94H7V93H6ZM11 94H12V93H11ZM27 94H28V93H27ZM31 94H30V95H31ZM70 94H71V93H69V95L66 96L67 98H65V96H64V99H70V98H71V97H70ZM77 94H78V93H76V94L74 93L73 95H77ZM85 94H86V93H85ZM104 94H105V93H104ZM123 94H124V93H123ZM123 94H120V95H123ZM125 94H126V93H125ZM125 94H124V95H125ZM145 94H147V93H145ZM149 94H151V93H149ZM157 94H158V93H157ZM176 94H177V93H176ZM181 94H182V93H181ZM187 94H189V93H187ZM202 94H203V93H202ZM228 94H229V93H228ZM22 95H23V94H22ZM42 95H44V94L42 93ZM92 95H93V94H92ZM92 95H91V98H92ZM108 95H109V94H108ZM108 95H105V96H108ZM112 95H113V94H112ZM115 95H116V94H115ZM120 95H119V96H120ZM124 95H123V96H124ZM140 95H141V94H140ZM152 95H154V94H152ZM152 95H151V96H152ZM160 95H161V94H160ZM177 95H178V94H177ZM183 95H184V94H183ZM196 95H198V94H196ZM196 95H194V97H196ZM206 95H207V94H206ZM232 95H234V94H232ZM18 96H21V94H18ZM23 96H25V95H23ZM49 96H50V94H49ZM53 96H54V95H52V97H53ZM58 96H59V95H58ZM58 96H57V98H58ZM68 96H69L70 98H69ZM71 96H72V94H71ZM77 96H79V95H77ZM93 96H94V95H93ZM95 96H96V95H95ZM97 96H99V95H97ZM100 96H101V95H100ZM100 96H99V97H100ZM103 96H104V95H103ZM110 96H111V95H110ZM128 96H129V94H128ZM130 96H131V95H130ZM148 96H149V95H148ZM156 96H157V95H156ZM161 96L163 97V94H162ZM175 96H176V95H175ZM189 96H190V95H188V98H190ZM191 96H192V95H191ZM198 96H199V95H198ZM218 96H219V95H218ZM224 96H225V95H224ZM230 96H231V95H230ZM230 96H229V98H230ZM239 96H240V95H239ZM242 96H243V95H242ZM4 97H5V96H4ZM12 97H13V94H12ZM25 97H27V96H25ZM28 97H30V96H28ZM28 97H27V98H28ZM43 97H46V96H43ZM79 97H80V96H79ZM108 97H109V96H108ZM108 97H106V98H108ZM117 97H118V96L116 95L115 98H117ZM120 97L122 98V96H120ZM141 97H142V95L140 96V98H141ZM192 97H193V96H192ZM194 97H193V98H194ZM204 97H205V96H204ZM204 97H203V98H204ZM222 97H223V96H222ZM246 97H247V96H246ZM249 97H250V95H249ZM249 97H248V99H249ZM251 97H252V96H251ZM23 98H24V97H23ZM23 98H22V99H23ZM30 98H31V97H30ZM32 98H33V97H32ZM32 98H31V99H32ZM57 98H56V96H55V100H56ZM80 98H81V97H80ZM91 98H90V99H91ZM93 98H96V97H93ZM106 98H104V99H106ZM113 98H114V97H112V99H113ZM123 98H124V97H123ZM123 98H122V99H123ZM128 98L130 99V97H128ZM128 98H127V99H128ZM142 98L145 99L144 96H143ZM160 98H161V97H160ZM169 98H170V97H169ZM203 98H200V99L202 100ZM215 98H216V97H215ZM215 98H214V99H215ZM232 98H233V97L231 96V99H232ZM239 98H241V96H240ZM2 99H3V98H2ZM15 99H16V97H15ZM35 99H36V98H35ZM58 99H59V98H58ZM58 99H57V100H58ZM82 99H86V98L84 97V98H82ZM101 99H102V98H101ZM112 99H111V100H112ZM118 99H119V98H118ZM118 99H117V100H118ZM127 99H124V100L126 101ZM131 99H133V97H132ZM131 99H130V102H131ZM183 99H184V98H183ZM191 99H192V98H191ZM196 99L199 100V97L196 98ZM211 99L213 100V98H211ZM218 99L220 100L219 97H217V100H218ZM222 99H224V98H222ZM222 99H221V100H222ZM231 99H230V100H231ZM237 99H238V98H237ZM244 99L246 100V98H244ZM251 99H252V98H251ZM4 100H6V99H4ZM32 100H34V98H33ZM36 100H37V99H36ZM47 100H48V101H46V102H49V101H50L49 99H47ZM71 100H72V99H71ZM87 100H88V98H87ZM92 100H93V99H92ZM108 100H109V99H108ZM115 100H116V99H113V101H115ZM141 100H142V99H141ZM148 100H149V99H148ZM170 100H171V99H170ZM198 100H197V101H198ZM208 100H210V99H208ZM232 100H233V99H232ZM238 100L240 101V99H238ZM242 100H243V99H242ZM7 101H10V100H7ZM13 101H14V100H13ZM30 101H31V100H30ZM39 101H40V100H39ZM39 101H38V102H39ZM52 101H53V98H52ZM52 101H51V103H50L51 105H53V104H52ZM58 101H59V100H58ZM63 101H64V100H63ZM81 101H84V100H81ZM89 101H90V100H89ZM94 101H96V100H94ZM94 101H93V102H94ZM99 101H100V100H99ZM102 101H103V100H102ZM119 101H120V100H119ZM119 101H118V102H119ZM128 101H129V100H128ZM133 101H134V100H133ZM145 101H146V100H144V102H145ZM152 101H153V100H152ZM189 101H191V100H189ZM199 101H200V100H199ZM199 101H198V103H200ZM214 101H216V100H214ZM243 101H244V100H243ZM247 101H248V100H246L245 102H243V104L246 105ZM0 102H1V101H0ZM19 102H20V101H19ZM33 102H35V100H34ZM41 102H43V101H41ZM46 102H45V103H46ZM55 102H56V101H54V103H55ZM60 102H61V99H60ZM93 102H92V103H93ZM100 102H101V101H100ZM103 102H104V101H103ZM171 102H172V100H171ZM181 102H183V105H184V101H181ZM181 102H180V103H181ZM226 102H227V100H226ZM3 103H4V102H3ZM10 103H11V102H10ZM10 103L8 102V104H10ZM27 103H28V102H27ZM27 103H25L24 105H27ZM29 103H30V102H29ZM43 103H44V102H43ZM65 103H66V102H65ZM68 103H69V101H68ZM83 103H84V102H83ZM89 103H90V102H89ZM89 103H88V104H89ZM114 103H115V102H114ZM114 103H111V104H114ZM116 103H117V102H116ZM120 103H122V102H120ZM120 103H118V104H120ZM128 103H129V102H128ZM153 103H154V102H153ZM153 103H152V104H153ZM174 103H175V101H174ZM211 103H213V102H211ZM223 103H224V102H223ZM231 103H232V101H231ZM231 103H230V104H231ZM233 103L235 104L236 102L233 101ZM238 103H239V102H238ZM238 103H237V104H238ZM8 104H7V105H8ZM15 104H16V103H15ZM15 104H14V106H15ZM19 104H21V103H19ZM22 104H23V103H22ZM31 104H32V102L30 103V105H31ZM48 104H49V103H48ZM55 104H57V105H56V107H57L59 103H55ZM71 104H72V103H71ZM75 104H78V105H79L80 103H75ZM90 104H91V103H90ZM94 104H95V102H94ZM101 104H103V103H101ZM123 104H124V103H122V105H123ZM129 104H130V103H129ZM147 104H148V103H147ZM152 104H151V105H152ZM172 104H173V103H172ZM176 104H179V103L176 102ZM181 104H182V103H181ZM181 104H180V105H181ZM192 104H193V103H192ZM200 104H201V103H200ZM208 104H209V103H208ZM218 104H222V103H219V101H218ZM218 104H217V105H218ZM253 104H254V103H253ZM262 104H263V103H261V105H262ZM2 105H3V104H2ZM17 105H18V102H17ZM51 105H50V106H51ZM67 105H68V104H67ZM78 105H77V106H78ZM108 105H110V104L108 103ZM108 105H106V106H108ZM206 105H207V104H206ZM206 105H205V107H206ZM227 105H228V104H227ZM227 105H226V106H227ZM254 105H255V104H254ZM256 105H257V104H256ZM261 105H260V103H259L258 106H261ZM0 106H1V104H0ZM4 106H5V104L3 105V107H4ZM20 106H21V105H19L18 108H21V109H22V107H20ZM31 106H33V105H31ZM34 106H37V107H38V105H35V103H34ZM39 106H40V105H39ZM82 106H84V105H82ZM82 106H81V107H82ZM102 106H103V105H102ZM106 106H103V107L105 108ZM124 106H125V105H123V107H124ZM185 106H186V105H184L183 107H179V106H178V107H179V111H181V110H180L181 108H185ZM189 106H190V105H189ZM197 106H198V105H197ZM208 106H209V105H208ZM234 106H235V105H234ZM236 106H238V105H236ZM240 106H243V105H242V102H241V105H240ZM1 107H2V106H1ZM5 107L7 108V106H5ZM9 107L11 108V106H9ZM37 107H36V108H37ZM40 107H41V106H40ZM40 107H39V108H40ZM44 107H45V106H44ZM65 107L67 108V106H64V107H62V108H65ZM69 107H70V106H69ZM85 107H88V106H85ZM94 107H95V106H94ZM100 107H101V105H100ZM114 107H115V105H114ZM118 107H119V106H118ZM127 107H129V105H128ZM131 107H132V106H131ZM135 107H136V106H134L133 108H135ZM140 107H141V106H140ZM151 107H152V106H151ZM222 107H224V106H222ZM249 107H250V106H249ZM251 107H252V105H251ZM6 108H4V110H5ZM18 108H17V109H18ZM29 108H30V107H29ZM29 108H26V109L28 110ZM41 108H42V107H41ZM47 108H48V107H47ZM54 108H55V107H54ZM54 108H53V109H54ZM66 108H65V109H66ZM71 108H72V107H71ZM75 108H77V107H74V109H75ZM78 108L81 109L80 107H78ZM78 108H77V110H79ZM104 108H101V109H104ZM206 108H207V107H206ZM210 108H212V110H213L212 105H211ZM217 108H219V107H217ZM224 108H225V110H226V108H230V107H224ZM232 108H233V107H232ZM239 108H240V107H239ZM252 108H253V107H252ZM8 109H9V108H8ZM8 109H7V110H8ZM11 109H12V108H11ZM17 109H16V110H17ZM21 109H20V112H21ZM26 109H25V110H26ZM65 109H64V112H65ZM72 109H73V108H72ZM177 109H178V108H177ZM177 109H176V110H177ZM191 109H194V108H192V106H191ZM196 109H197V107H196ZM196 109H195V110H196ZM241 109H243V107H242ZM249 109H251V108H249ZM249 109H248V110H249ZM263 109H264V106H263ZM0 110H2V112L4 111L3 109H0ZM13 110H14V109H13ZM13 110H12V111H13ZM18 110H19V109H18ZM29 110H30V109H29ZM61 110H62V109H61ZM82 110H83V109H82ZM85 110H86V109H85ZM128 110H129V109H128ZM134 110H136V109H134ZM145 110H146V109H145ZM164 110H165V109H164ZM168 110H169V108H168ZM168 110H167V112H168ZM182 110H183V109H182ZM210 110H211V109H210ZM214 110H215V109H214ZM252 110H253V109H252ZM10 111H11V110H9V112H8V111H7V112L10 113ZM23 111H24V110H22V112H23ZM34 111H35V110H34ZM58 111H59V110H58ZM125 111H126V110H125ZM125 111H124V112H125ZM137 111L141 112V110H136V112H137ZM149 111H150V110H149ZM152 111H153V110H152ZM152 111H151V113H152ZM158 111H159V110H158ZM158 111H157V112H158ZM171 111L173 112V110H171ZM196 111H197V110H196ZM196 111H194V114L197 113ZM198 111H200V110H199V107H198ZM204 111H205V110H204ZM208 111H209V110H208ZM28 112H29V111H28ZM55 112H56V110H55ZM87 112H88V111H87ZM132 112H133V111H132ZM182 112H183V111H181V113H182ZM191 112H193V110L189 112L190 116H191ZM211 112H212V111H211ZM217 112H218V111H217ZM228 112H230V111H228ZM231 112H234V111H231ZM249 112H250V114H251L252 111H249ZM254 112H255V111H254ZM3 113L5 114V112H3ZM15 113H16V112H15ZM29 113H30V112H29ZM51 113H52V112H51ZM67 113L69 114V112H66L65 115H66ZM116 113H117V112H116ZM137 113H138V112H137ZM177 113H178V112H177ZM187 113H188V110H187ZM256 113H257V112H256ZM32 114H33V112H32ZM43 114H44V113H43ZM52 114H54V113H52ZM58 114H59V113H58ZM58 114H56V115H58ZM60 114H62L61 111H60ZM60 114H59V115H60ZM82 114H86V113H82ZM107 114H109V113H107ZM107 114H106V115H107ZM112 114H114V113H112ZM124 114H125V113H124ZM132 114H134V113H132ZM142 114H143V113H142ZM171 114H172V113H171ZM171 114H170V117H171ZM178 114H179V113H178ZM178 114H177V115H178ZM183 114H186V113L183 112ZM189 114H188V115H189ZM192 114H193V113H192ZM214 114H215V113H214ZM219 114H221V113H219ZM250 114H249V115H250ZM254 114H255V113H254ZM5 115H6V114H5ZM8 115H9V114H8ZM11 115H12V114H11ZM11 115H10V116H11ZM47 115H48V114H47ZM63 115H64V114H63ZM70 115H71V114H69V116H70ZM106 115H105V116H106ZM115 115H116V114H115ZM157 115H158V114H157ZM157 115H156V116H157ZM174 115H175V113H174ZM174 115H173V116H174ZM179 115H180V114H179ZM179 115H178V116H179ZM215 115H216V114H215ZM234 115H235V114H234ZM0 116H2V114H1ZM31 116H32V115H31ZM40 116H41V115H40ZM96 116H97V115H96ZM101 116H102V115H101ZM126 116H127V115H126ZM129 116H130V114H129ZM167 116H168V114H167ZM178 116H177V117H178ZM192 116H193V115H192ZM192 116H191L192 119H193V117L195 118V116H193V117H192ZM196 116L199 117V114L196 115ZM219 116H221V115H219ZM232 116H233V115H232ZM246 116H247V115H246ZM251 116L253 117V115H251ZM251 116H250L249 118H251ZM15 117H16V116H14L13 119H14ZM20 117H21V116H20ZM59 117H61V116H59ZM62 117H63V116H62ZM70 117L73 118L74 116H70ZM75 117H77V116H75ZM75 117H74V118H75ZM78 117H79V115H78ZM78 117H77V118H78ZM81 117L83 118L82 115H80V118H81ZM92 117H94V115H93ZM111 117H113V116H111ZM146 117H147V116H146ZM150 117L152 118V115H151ZM177 117H176V118H177ZM180 117H181V116H180ZM188 117H189V116H188ZM235 117H236L237 120H240V121H241V119H238V118H241V114H240V116H239L238 118H237V116H235ZM243 117H245V116H243ZM2 118H3V117H2ZM17 118H18V116H17ZM17 118H15V119L17 120ZM22 118H23V117H22ZM24 118H25V117H24ZM28 118H29V117H27V119H28ZM32 118H33V117H32ZM37 118H38V117H37ZM77 118H76V120H79V118H78V119H77ZM84 118H86V117H84ZM87 118H88V117H87ZM104 118H105V117H104ZM104 118H103V119H104ZM114 118H115V117H114ZM134 118H135V117H134ZM134 118H133V119H134ZM153 118H154V117H153ZM159 118H160V117H159ZM178 118H179V117H178ZM183 118H184V115H183L182 119H183ZM189 118H190V117H189ZM196 118H197V117H196ZM230 118H231V117H230ZM245 118H247V117H245ZM10 119H11V118H10ZM27 119H26V120H27ZM29 119H31V117H30ZM35 119H36V117H35ZM46 119H47V118H46ZM96 119H98V118H96ZM107 119H108V118H106V120H107ZM138 119H139V117H138ZM149 119H150V118H149ZM155 119H156V118H155ZM157 119H158V118H157ZM166 119H168V118L166 117ZM182 119H177V120L183 121ZM232 119H233V118H232ZM253 119H254V118H253ZM21 120H22V119H21ZM40 120H41V119H40ZM40 120L38 119V120H36V122H37V121H40ZM47 120H49V118H48ZM69 120H70V119H69ZM71 120H72V119H71ZM100 120H101V119H100ZM112 120H113V119H112ZM131 120H132V119H131ZM135 120H136V119H135ZM139 120H140V119H139ZM142 120H145V122L147 121L146 119H142ZM161 120H162V119H161ZM230 120H231V119H230ZM233 120H235V119H233ZM248 120H249V119H248ZM248 120H247V121H248ZM251 120H252V119H251ZM254 120H255V119H254ZM24 121H25V120H24ZM34 121H35V120H34ZM34 121H32V123H33ZM42 121H43V120H42ZM58 121H59V120H58ZM60 121H61V119H60ZM72 121H73V120H72ZM121 121H122V120H121ZM153 121H154V120H153ZM153 121H152V122H153ZM164 121H165V120H164ZM171 121H172V120H171ZM180 121H179V122H180ZM216 121H217V119H216ZM235 121H236V120H235ZM5 122H7V120H6ZM10 122H11V121H10ZM13 122H14V121H13ZM20 122H21V121H20ZM20 122H19V123H20ZM22 122H23V120H22ZM36 122H35V123H36ZM49 122H50V121H49ZM51 122H52V121H51ZM56 122H57V121H56ZM75 122H77V121H75ZM75 122L73 121L72 123H75ZM101 122H102V121H101ZM117 122H118V121H117ZM125 122H126V123H125ZM136 122H137V121H136ZM136 122H135V123H136ZM147 122H148V121H147ZM155 122H156V120H155ZM218 122H219V121H218ZM231 122H233V121L231 120ZM259 122H260V121H259ZM8 123H9V122H8ZM24 123H25V122H24ZM28 123H29V122H28ZM39 123H40V122H39ZM39 123L37 122L36 124H39ZM57 123H58V125H59V122H57ZM65 123H66V122H65ZM70 123H71V121H70ZM104 123H105V122H104ZM106 123H107V122H106ZM120 123H121V122H120ZM123 123H125V125H126V124H127V121H123ZM132 123H133V122H132ZM137 123H138V122H137ZM150 123H151V121H150ZM150 123H149V126H150ZM163 123H164V122H163ZM167 123H168V122H166V124H167ZM169 123H170V122H169ZM177 123H178V122H177ZM182 123H183V122H182ZM220 123H221V122H220ZM235 123H236V122H233V125H234ZM242 123L244 124V121H243ZM250 123H251V122H250ZM252 123H253V122H252ZM256 123H257V120H256ZM10 124H11V123H10ZM10 124H9V125H10ZM13 124H14V123H13ZM51 124H56V123H53V122H52ZM61 124H62V123H61ZM110 124H111V122H110ZM110 124H109V125H110ZM113 124L115 125L116 123H113ZM139 124H140V126H142L143 122H142V124H141V123H139ZM153 124H154V123H153ZM155 124H156V123H155ZM166 124H165V125H166ZM178 124H179V123H178ZM203 124H204V123H203ZM209 124H210V123H209ZM209 124H208V125H209ZM211 124H212V123H211ZM216 124H217V123H216ZM224 124H225V123H224ZM226 124L232 126L231 123H230V124H229V123H226ZM239 124H240V123H237V125H239ZM246 124H247V123H246ZM20 125H21V124H20ZM56 125H57V124H56ZM63 125H64V124H63ZM63 125H62V126H63ZM71 125H72V124H71ZM77 125L79 126V122H78ZM82 125H83V124H81V126H82ZM92 125H93V124H92ZM102 125H103V123H102ZM106 125H107V124H106ZM119 125L123 126L124 124H123V125H122V124H119ZM125 125H124V126H125ZM127 125H128V124H127ZM130 125H131V124H130ZM144 125L146 126V125H148V123H146V124H144ZM144 125H143V126H144ZM158 125H160V124H158ZM158 125H157V127H158ZM165 125L163 124V126H165ZM170 125H171V124H170ZM183 125H184V123H183ZM204 125H206V124H204ZM259 125H260V124H259ZM4 126H5V128H8V127H7L8 125H7V126L4 125ZM26 126H27V125H26ZM26 126H22V127L25 128ZM34 126H35V124H34ZM36 126H37V125H36ZM36 126H35V127H36ZM41 126H42V125H41ZM66 126H67V125H66ZM78 126H77V127H78ZM90 126H91V125H90ZM112 126H113V125H112ZM140 126H139V127H140ZM145 126H144V127H145ZM149 126H148V127H149ZM153 126H154V125H153ZM184 126H186V125H184ZM212 126H213V125H212ZM221 126H224V125H221ZM221 126H218V128H221ZM231 126H228V127H230V129H231ZM248 126H249V125H248ZM248 126H247V128H248ZM250 126H251V125H250ZM0 127H1V126H0ZM16 127H19V125L16 126ZM16 127H15V129H16ZM22 127H20V128H22ZM27 127H28V126H27ZM29 127H30V126H29ZM29 127H28V128H29ZM31 127H32L31 129H34L32 125H31ZM38 127H39V126H37V128H38ZM45 127H49V126H46V125H45ZM67 127H68V126H67ZM77 127H76V128H77ZM96 127H98V126H96ZM96 127H95V128H96ZM99 127H100V126H99ZM107 127L110 128V126H107ZM107 127H106V128H107ZM130 127H135V126H130ZM155 127H156V126H155ZM160 127H161V125H160ZM160 127H159V128H160ZM165 127H166V126H165ZM178 127H179V129L181 128L180 126H178ZM224 127H226V126H224ZM237 127H238V126L235 125L234 128H237ZM24 128H22V129H24ZM40 128H41V127H40ZM50 128H51V127H50ZM50 128H48V129L50 130ZM64 128H66V127L64 126ZM64 128L61 127V129H64ZM82 128H84V125L82 126ZM82 128H81V129H82ZM86 128L89 129V127H86ZM86 128H85V129H86ZM93 128H94V127H93ZM100 128H101V127H100ZM106 128H103V129L105 130ZM109 128H108V129H109ZM128 128H129V127H128ZM167 128H170V126L168 125ZM171 128H173V127H171ZM171 128H170V129H171ZM176 128H177V126H176ZM176 128H173V129H174L175 131H178V133L181 134L182 132H184V131H182V132L180 131V132H179V130L176 129ZM183 128H184V127H183ZM183 128H182V130H183ZM212 128H213V127H212ZM226 128H227V127H226ZM245 128H246V127H245ZM256 128H258V126H257ZM0 129H1V128H0ZM61 129H60V130H61ZM66 129H67V128H66ZM68 129H69V128H68ZM68 129H67V130H68ZM78 129H79V128H78ZM88 129H87V131H88ZM90 129H91V128H90ZM98 129H99V128H98ZM120 129H123V128H120ZM124 129H125V128H124ZM124 129H123V130H124ZM137 129H138V128H137ZM162 129H163V128H162ZM164 129H165V128H164ZM186 129H187V128H186ZM230 129L228 128V130H230ZM252 129H253V128H252ZM259 129H260V127H259ZM1 130L3 131L4 129L2 128ZM1 130H0V131H1ZM25 130H26V129H25ZM27 130H28V129H27ZM34 130H35V129H34ZM73 130H74V129H73ZM93 130H94V129H93ZM93 130H91V131L94 133V131H96V130H94V131H93ZM106 130H107V129H106ZM154 130H155V129H154ZM154 130H153V131H154ZM166 130H167V129H166ZM210 130H211V129H210ZM219 130H220V129H219ZM14 131H15V130H14ZM14 131H13L12 133H14ZM18 131H19V130H18ZM18 131H16V133H17ZM21 131H22V130H21ZM41 131H42V129H41ZM47 131H48V130H47ZM63 131H64V130H63ZM76 131H77V130H76ZM76 131H75V132H76ZM79 131H80V130H79ZM79 131H78V132H79ZM82 131H84V130H82ZM89 131H90V130H89ZM89 131H88V132H89ZM115 131L118 132L117 130H115ZM121 131H122V130H121ZM126 131H128V130H126ZM142 131H143V130H142ZM144 131H145V130H144ZM162 131H163V130H161V132H162ZM168 131H169V130H168ZM188 131H189V130H188ZM194 131H195V129H194ZM216 131H217V130H216ZM224 131H225V130H223V132H224ZM234 131H235V130H234ZM261 131H262V130H261ZM8 132H9V131H8ZM27 132H28V131H27ZM27 132L25 131L24 133H27ZM29 132H31V131H29ZM32 132H34V131L32 130ZM36 132H37V131H36ZM42 132H43V131H42ZM53 132H54V131H53ZM59 132H60V131L58 130V133H59ZM64 132H65V131H64ZM84 132H85V131H84ZM97 132H98V131H97ZM99 132H101V131H99ZM106 132H107V131H106ZM128 132H129V131H128ZM131 132H132V130H131ZM147 132H148V131H147ZM165 132H166V131H165ZM165 132H163V133H165ZM173 132H174V131H173ZM190 132H191V133H190ZM190 132H189V133L192 134V131H190ZM207 132H208V131H207ZM211 132H212V130H211ZM217 132H219V131H217ZM254 132H255V131H254ZM256 132H257V131H256ZM259 132H260V131H259ZM1 133H2V132H1ZM9 133H10V132H9ZM19 133H20V132H19ZM24 133H21V134H24ZM48 133H49V132H47V134H48ZM56 133H57V132H56ZM61 133H62V132H61ZM61 133H60V135H62ZM80 133H81V132H80ZM85 133H87V132H85ZM85 133H84V134H85ZM89 133H90V132H89ZM108 133H109V132H108ZM121 133H122V132H121ZM132 133H135V134H136V132H135L134 130H133ZM138 133H139V132H138ZM138 133H137V134H138ZM151 133H153V132L151 131ZM151 133H149V134H151ZM157 133H159V132H157ZM187 133H188V132L186 131V134H187ZM33 134H34V133H33ZM37 134H38V133H37ZM70 134H71V130H70ZM98 134H99V133H98ZM101 134H103V133H101ZM104 134H105V133H104ZM114 134H115V133H114ZM168 134H170V133H168ZM182 134H183V133H182ZM186 134H185V135H186ZM201 134H202V133H201ZM207 134L209 135L210 133H207ZM207 134H206V136H208ZM227 134H228V133H227ZM233 134H234V133H232V135H231L232 138H234V137H233ZM235 134H236V133H235ZM260 134H261V133H260ZM18 135H20V134H18ZM18 135H17V136H18ZM29 135H30V134H29ZM53 135H54V134H53ZM73 135H76V134H73ZM73 135H72V136H73ZM77 135H79V134H77ZM77 135H76V136H77ZM80 135H81V134H80ZM80 135H79V136H80ZM92 135H95V134H92ZM120 135H121V134H120ZM138 135H139V134H138ZM140 135H142V134H140ZM153 135H154V134H153ZM170 135H171V134H170ZM185 135H184V136H185ZM204 135H205V134H204ZM215 135H217V134H215ZM223 135H224V134H223ZM229 135H230V134H229ZM250 135H251V133H250ZM0 136H1V135H0ZM5 136H8V135H4L3 139L5 138ZM14 136H16V135H14ZM17 136H16V137H17ZM50 136H52V135H50ZM88 136H89V135H88ZM88 136H87V137H88ZM111 136H113V135L111 134ZM114 136L116 137V135H114ZM117 136H118V135H117ZM122 136H124V135H122ZM125 136H126L125 138H128L127 135H125ZM142 136H143V135H142ZM145 136H148V134H146ZM182 136H183V135H182ZM231 136H230V138H226V136H224V137H225L226 140H227V139H231ZM237 136H238V135H237ZM258 136H259V134H258ZM9 137H10V136H9ZM19 137H20V136H19ZM23 137H25V136H23ZM36 137H38V135H36ZM36 137H34V138L32 137V138L35 139ZM87 137H85V138H87ZM91 137H92V136H91ZM102 137H103V136H102ZM120 137H121V136H120ZM143 137H144V136H143ZM143 137H142V138H143ZM148 137H149V136H148ZM172 137H173V136H172ZM190 137L193 138V137H195V135H193V137H192V135H191ZM209 137H212V138H213V136H211V135H209ZM209 137H208V138H209ZM214 137H215V136H214ZM217 137H218V136H217ZM227 137H229V136H227ZM252 137H253V135L251 136V138H252ZM259 137H262L261 141L264 140V139H263V136L260 135ZM6 138H7V137H6ZM10 138H11V137H10ZM41 138H43V137L41 136ZM54 138L56 139V138H58V137H55V136H54ZM54 138L52 137L51 140L54 139ZM80 138H81V137H80ZM82 138H84V137H82ZM85 138H84V139H85ZM111 138H112V137H111ZM113 138H114V137H113ZM116 138H117V137H116ZM116 138H115V139H116ZM142 138H141V139H142ZM155 138H156V137H155ZM167 138H169V137H167ZM197 138H198V137H197ZM204 138H205V137H204ZM206 138H207V137H206ZM206 138H205V139H206ZM235 138H236V136H235ZM0 139H2V137H0ZM3 139H2V140H3ZM17 139H18V138H17ZM36 139H37V138H36ZM63 139H64V138H63ZM63 139H62V142L64 141ZM66 139H68V138H66ZM71 139H72V137H71ZM73 139H74V138H73ZM73 139H72V140H73ZM78 139H79V138H77V140H78ZM87 139H88V141H89L90 138H87ZM96 139H98V138H96ZM122 139H123V138H122ZM160 139H161V138H160ZM177 139H178V138H177ZM216 139H217V138H216ZM239 139H241V138H239ZM25 140H26V138L24 139V142H25ZM27 140H28V139H27ZM37 140H38V139H37ZM46 140H47V139H46ZM49 140H50V139H49ZM49 140H48V141H49ZM58 140H59V139H58ZM60 140H61V139H60ZM81 140H82V139H81ZM120 140H121V139H120ZM124 140H125V139H124ZM126 140L128 141V139H126ZM139 140H140V139H139ZM171 140H173V139H171ZM179 140H181V139L179 138ZM179 140H178V142H179ZM188 140L190 141V139H188ZM188 140H187V141H188ZM192 140H193V139H192ZM212 140H213V139H212ZM217 140H218V139H217ZM217 140L213 141V143H216ZM223 140H225V139H223ZM234 140H236V139H234ZM254 140H255V139H254ZM256 140H257V139H256ZM0 141H1V140H0ZM6 141H7V140H6ZM11 141H12V140H11ZM33 141H34V140H33ZM40 141H41V142H39V143L45 144V145H43L44 147H42V148H45L46 143H43L42 140H40ZM67 141H68V140H67ZM90 141H91V140H90ZM93 141H94V140H93ZM95 141H96V140H95ZM99 141H100V140H99ZM102 141H104V138H103ZM127 141H125V143H128V142H129V141H128V142H127ZM131 141H132V140H131ZM133 141H134V140H133ZM136 141H137V140H136ZM173 141H174V140H173ZM176 141H177V140H176ZM204 141H205V140L203 139V142H204ZM236 141H237V140H236ZM258 141H259V140H258ZM21 142H22V141H21ZM21 142H20V143H21ZM49 142H51V144L54 143V142H52V141H49ZM69 142H70V141H69ZM82 142H83V140H82ZM82 142L80 141V143H82ZM96 142H97V141H96ZM123 142H124V141H123ZM158 142H159V140H158ZM160 142H161V141H160ZM163 142H164V141H163ZM163 142H162V143H163ZM165 142H166V141H165ZM170 142H171V141H170ZM194 142H195V145H196L197 142H196V141H194ZM201 142H202V139H201ZM218 142H219V141H218ZM232 142H233V141H232ZM240 142H241V141L239 140L238 143L240 144ZM262 142H264V141H262ZM1 143H2V142H1ZM1 143H0V144H1ZM3 143L5 144L4 141H3ZM3 143H2V144H3ZM7 143H8V142H7ZM9 143H10V142H9ZM25 143H26V142H25ZM34 143H35V141H34ZM37 143H38V142H37ZM59 143H60V142H59ZM71 143H73V142H71ZM86 143H87V141L85 142V144H86ZM94 143H95V142H94ZM102 143H103V142H102ZM102 143H101V144H102ZM117 143H119V142H117ZM120 143H121V142H120ZM131 143H132V142H131ZM131 143H130V144H131ZM146 143H147V142H146ZM198 143H199V141H198ZM258 143H260V142H258ZM29 144H30V146H29V145H27V146L32 147V146H31V143H29ZM48 144H49V143H48ZM51 144H50V147H49V148L54 147V145L52 146ZM62 144H64V143H62ZM96 144H97V143H96ZM96 144H95V145H96ZM112 144H114V142H113ZM147 144H148V143H147ZM147 144H146V145H147ZM151 144H152V143H151ZM158 144H159V143H158ZM189 144H190V143H189ZM193 144H194V143H193ZM199 144H200V143H199ZM210 144H211V143H210ZM224 144H225V143H224ZM229 144H230V143H229ZM17 145H19V144H17ZM24 145H25V144H24ZM57 145H58V144H57ZM59 145H60V144H59ZM59 145H58V146H59ZM69 145H71V144H69ZM89 145H90V144H89ZM95 145H94V146H95ZM97 145H98V144H97ZM114 145H116V144H114ZM154 145H155V144H154ZM164 145H165V144H164ZM172 145H174V144H172ZM208 145H209V144H208ZM211 145H212V144H211ZM215 145H216V144H215ZM226 145H227V144H226ZM241 145H242V143H241ZM12 146H13V145H12ZM15 146H16V145H15ZM15 146H13V147H15ZM27 146H26V147H27ZM51 146H52V147H51ZM61 146L63 147V145H61ZM74 146H76V145H74ZM85 146H86V145H85ZM91 146H92V145H91ZM99 146H100V145H99ZM99 146H98V147H99ZM103 146H104V144L102 145V147H103ZM122 146H123V145H122ZM155 146H157V145H155ZM161 146H162V145H161ZM168 146H169V145H168ZM168 146H164V147H167V149H168ZM177 146H178V145H177ZM181 146H182V145H181ZM186 146H187V145H186ZM193 146H194V145H193ZM263 146H264V145H263ZM263 146H262V144H261L260 147H263ZM47 147H48V145H47ZM59 147H60V146H59ZM62 147H61V148H62ZM69 147H70V146H69ZM77 147H78V144H77ZM82 147H83V146H82ZM100 147H101V146H100ZM119 147H120V146H119ZM137 147H138V146H137ZM162 147H163V146H162ZM170 147H171V146H170ZM172 147H173V146H172ZM184 147H185V145H184ZM184 147H182V148H184ZM196 147H197V146H196ZM202 147H203V146H201V148H202ZM205 147H206V146H205ZM234 147H235V146H234ZM239 147H241V146H239ZM2 148H3V147H2ZM39 148H40V150H41V147H39ZM49 148H45V149H49ZM65 148H66V147H64L63 149H65ZM70 148H71V147H70ZM72 148H73V147H72ZM110 148H111V147H110ZM112 148H114V147H112ZM135 148H136V147H135ZM148 148H149V147H148ZM152 148H153V147H152ZM158 148H159V147H158ZM174 148H175V147H174ZM177 148H178V147H177ZM182 148H180V149H182ZM185 148H187V147H185ZM188 148H190V147H188ZM194 148H195V147H193V149H194ZM203 148H204V147H203ZM203 148H202V149H203ZM206 148H207V147H206ZM211 148H212V147L209 146V149H211ZM232 148H233V147H232ZM10 149H11V148H10ZM12 149H13V148H12ZM32 149H34V148H32ZM56 149H57V148H56ZM56 149H54V153L59 152V151H57ZM59 149H60V148H59ZM68 149H69V148H67V150H68ZM95 149H97V148L95 147ZM114 149H116V148H114ZM117 149H119V148H117ZM145 149H146V148H145ZM160 149L163 150V148H160ZM193 149H191V150H193ZM197 149H198V148H197ZM204 149H205V148H204ZM204 149H203V150H204ZM213 149H214V148H213ZM213 149H212V150H213ZM215 149H216V148H215ZM224 149H226V148H224ZM228 149H229V148H228ZM4 150H5V148H4ZM55 150H56V152H55ZM85 150H88V149H85ZM85 150H83V151H85ZM89 150H90V149H89ZM89 150L87 151V155L89 154L88 152H90V151L92 152L93 148H92V150H90V151H89ZM98 150H99V148H98ZM101 150L103 151L104 149H101ZM101 150H99V151H101ZM111 150H112V149H111ZM111 150H110V151H111ZM129 150H130V149H129ZM132 150H133V149H132ZM132 150H130V151H132ZM165 150H166V148H165ZM186 150H187V149H186ZM189 150H190V149H189ZM191 150H190V151H191ZM195 150H196V148H195ZM198 150H199V149H198ZM203 150H201V153H200L199 151H197V152H199V154H202V151H203ZM205 150H206V149H205ZM212 150H211V151H212ZM262 150H263V149H262ZM36 151H37V148H36ZM51 151H53V149L50 150V152H51ZM63 151H64V152H63ZM70 151H73V150H70ZM99 151H98V152H99ZM118 151H119V150H118ZM127 151H128V150H127ZM130 151H129V153H130ZM133 151H135V150H133ZM156 151H157V148H156ZM159 151H160V150H159ZM168 151H169V150H168ZM170 151H174V149L172 150V149L170 148ZM170 151H169V152H170ZM177 151H178V152H177L176 154H178L177 156H179V153H180L181 151H180V152H179V150H177ZM207 151H210V150H207ZM34 152H35V151H34ZM61 152H62V154L64 155V153L67 154L66 152H68V151L62 150ZM61 152H59V153H61ZM73 152H74V151H73ZM103 152H105V154L107 153L105 150H104ZM121 152H122V151H121ZM124 152H126V151H124ZM146 152H147V151H146ZM150 152H151V151H150ZM162 152H163V151H161V153H162ZM165 152H167V151H165ZM169 152H168V153H169ZM186 152H187V151H186ZM263 152H264V150H263ZM19 153H21V152H19ZM59 153H57V155H58ZM80 153H83V152L80 151ZM84 153H85V152H84ZM96 153H97V152H96ZM96 153H95V154H96ZM114 153H115V152H114ZM133 153H134V152H133ZM140 153H141V152H140ZM147 153H148V152H147ZM188 153H189V151H188ZM192 153H193V152H192ZM192 153H191V154H192ZM194 153H195V152H194ZM205 153H206V152H205ZM207 153H208V152H207ZM91 154H92V153H91ZM93 154H94V153H93ZM107 154H108V153H107ZM164 154H165V153H164ZM203 154H204V153H203ZM235 154H236V153H235ZM239 154H240V152H239ZM9 155H11V154H9ZM31 155H32V154H31ZM47 155H48V154H44L43 157H45V156H47ZM71 155H72V154H71ZM80 155H81V154H80ZM83 155H84V154H83ZM110 155H111V154H110ZM165 155H166V154H165ZM169 155H170V154H169ZM180 155H181V154H180ZM188 155H189V154H188ZM194 155H195V154H194ZM222 155H223V154H222ZM1 156H2V155H1ZM1 156H0V157H1ZM39 156H40V155H39ZM39 156H37V157H39ZM52 156H53V153H52V155H51L50 157H52ZM58 156H59V155H58ZM96 156H98V155H96ZM113 156H114V154H113ZM113 156H112V157H113ZM128 156H129V155H128ZM175 156H176V155H175ZM184 156H185V155H184ZM191 156H192V155H189V156H188V159H189ZM237 156H238V155H237ZM32 157H33V156H32ZM37 157H36V158H37ZM40 157H41V156H40ZM43 157H42V158H43ZM50 157H49V158H50ZM124 157H125V156H124ZM142 157H143V156H142ZM142 157H139V159H137V160H140V158H142ZM145 157H146V156H145ZM145 157H144V158H145ZM180 157H181V156H180ZM211 157H214V156L211 155ZM216 157H218V155H217ZM219 157H220V156H219ZM226 157H227V156H226ZM45 158H46V157H45ZM63 158H65V157H63ZM82 158H83V157H82ZM97 158H98V157H97ZM102 158H103V157H102ZM102 158H101V159H102ZM104 158L107 160V159H110L111 157H110V158H106V156H105ZM135 158H136V157H135ZM203 158H204V157H203ZM209 158H210V157H209ZM18 159H19V158H18ZM43 159H44V158H43ZM47 159H48V158H47ZM66 159H67V158H66ZM78 159H79V158H78ZM125 159H126V158H125ZM188 159H187V160H188ZM190 159H191V158H190ZM210 159H212V158H210ZM214 159H215V158H214ZM16 160H17V159H16ZM16 160H15V161H16ZM38 160H39V159H38ZM44 160H45V159H44ZM48 160L51 161V159H48ZM55 160H60V159H57V158H55L54 160L52 159V163H53V161H55ZM95 160H96V159H95ZM111 160H113V159L111 158ZM126 160H127V159H126ZM129 160H130V159H129ZM201 160H203V159H201ZM201 160H200V162H203V161H201ZM212 160H213V159H212ZM231 160H232V159H231ZM231 160H229V161L231 162ZM32 161H33V160H32ZM45 161H46V160H45ZM69 161H70V160H69ZM78 161H81V160H78ZM99 161H101V160H99ZM99 161H98V162H99ZM102 161H103V159H102ZM108 161H109V160H108ZM108 161H107V162H108ZM127 161H128V160H127ZM169 161H172V159L169 160ZM180 161H181V160H180ZM188 161H189V160H188ZM40 162H41V161H40ZM47 162H48V161H47ZM57 162H58V161H57ZM59 162H61V160H60ZM59 162H58V163H59ZM82 162H83V161H82ZM89 162H90V161H89ZM89 162H88V164H85V165H89ZM91 162H92V161H91ZM116 162H117V160H116ZM119 162H121V160L119 161V158H118V162H117V163H119ZM122 162H123V161H122ZM128 162H131V161H128ZM204 162H205V161H204ZM217 162H218V161H217ZM227 162H228V161H227ZM7 163H8V162H7ZM15 163H16V162H15ZM37 163H38V162H37ZM68 163H70V162H68ZM83 163H85V162H83ZM151 163H152V162H151ZM154 163H156V162L153 161V164H154ZM182 163H183V162H182ZM211 163H212V162H211ZM220 163L222 164V162H220ZM228 163H229V162H228ZM13 164H14V163H13ZM55 164H56V163H55ZM60 164H61V163H60ZM107 164H110V163H107ZM140 164H142V163H140ZM157 164H158V163H157ZM160 164H162V163H160ZM164 164H167V163H164ZM164 164H163V165H164ZM208 164H209V163H208ZM213 164H214V163H213ZM233 164H234V163H233ZM5 165H8V164H5ZM11 165H12V164H11ZM11 165H9V166H11ZM43 165H44V164H43ZM43 165H42V167H43ZM64 165H66V164H64ZM64 165H62V166H64ZM100 165H103V164H100ZM104 165H105V164H104ZM114 165H116V163H115ZM119 165H120V163H119ZM138 165H139V164H138ZM183 165H184V164H183ZM210 165H211V164H210ZM56 166H58V165H56ZM80 166H81V165H80ZM155 166H156V165H155ZM155 166H154V168H155ZM166 166H167V165H166ZM169 166H170V165H169ZM188 166H189V165H188ZM66 167H67V166H66ZM81 167H82V166H81ZM108 167H109V166H108ZM159 167H160V165H159ZM177 167H178V166H177ZM180 167H181V166H180ZM180 167H179V168H180ZM190 167H191V165H190ZM192 167H193V166H192ZM194 167H196V166H194ZM197 167H198V166H197ZM211 167H213V166H211ZM211 167H210V169H213V168L216 167V166L214 165L213 168H211ZM6 168H7V166H6ZM72 168H74V167H72ZM89 168H90V167H89ZM101 168H102V167H101ZM101 168H100V169H101ZM103 168H104V167H103ZM161 168H162V167H161ZM164 168H166V167H164ZM167 168H168V167H167ZM186 168H187V167H186ZM217 168H218V166H217ZM221 168H222V165H221ZM64 169H65V168H64ZM64 169H63V172H64ZM67 169H70V168H67ZM67 169H66V170H67ZM75 169H76V168H75ZM150 169H151V168H150ZM168 169H170V167H169ZM177 169H178V168H177ZM198 169L201 170V168H199V167H198L196 170L198 171ZM208 169H209V168H208ZM9 170H10V167H9ZM66 170H65V171H66ZM71 170H72V169H70V171H71ZM90 170H91V169H90ZM93 170H94V169H93ZM101 170H102V169H101ZM130 170H132V169H130ZM159 170H160V169H159ZM159 170H158V171H159ZM178 170H179V169H178ZM180 170H181V168H180ZM184 170H185V169H183V172H184ZM214 170H215V169H214ZM214 170H212V171H214ZM10 171H11V170H10ZM24 171H25V170H24ZM58 171H59V170H58ZM61 171H62V170H61ZM68 171H69V170H68ZM94 171H95V170H94ZM114 171H115V170H114ZM158 171H156V172H158ZM161 171H163V170H161ZM173 171H174V170H173ZM173 171H171L172 175H173V173L176 172L177 170H175L174 172H173ZM181 171H182V170H181ZM197 171H195V172L198 173ZM210 171H211V170H210ZM210 171H208V172H210ZM7 172H8V171H7ZM7 172H6V173H7ZM20 172H23V171H20ZM28 172H29V171H28ZM30 172L33 173L32 171H30ZM72 172H73V171H72ZM109 172H112V171H109ZM178 172H180V171H178ZM178 172L175 173V174H178V176H179V173H178ZM190 172H191V171H190ZM190 172H189V174H190ZM201 172H202V171H201ZM231 172H232V171H230L229 175H231ZM234 172H235V171H234ZM236 172H237V171H236ZM0 173H1V171H0ZM6 173H5V175L2 174L1 176H6V175H7ZM15 173H17V172H15ZM15 173H14V174H15ZM18 173H19V172H18ZM24 173H25V172H24ZM31 173H30V174H31ZM37 173H38V172H36V174H37ZM39 173H40V172H39ZM41 173H42V172H41ZM49 173H50V172H49ZM52 173H53V172H52ZM58 173H59V172H58ZM68 173H69V172H68ZM70 173H71V172H70ZM70 173H69V174H70ZM96 173H97V169H96ZM131 173H132V172H131ZM163 173H164V172H163ZM165 173H166V172H165ZM171 173H170V174H171ZM196 173H195V174H196ZM224 173H225V172H223V175H225ZM226 173H227V175H228V171H226ZM238 173H239V172H238ZM238 173H237V174H238ZM12 174H13V173H12ZM12 174L10 173V176H11ZM14 174H13V175H14ZM21 174H22V173H21ZM34 174H35V172H34ZM46 174H47V172H46ZM50 174H51V173H50ZM93 174H95V172H93ZM97 174H99V172H98ZM107 174H108V173H107ZM127 174H128V173H127ZM134 174H135V173H134ZM150 174L152 175V173H150ZM157 174H158V173H157ZM170 174H168V175H170ZM175 174H174V175H175ZM181 174H182V173H181ZM201 174H202V173H201ZM210 174H211V173H210ZM210 174H209V177H210V179H209L210 181H209V182L215 183L214 181L211 180V176H210ZM232 174H234V173L232 172ZM15 175H16V174H15ZM15 175H14V176H15ZM25 175H27V173H25ZM25 175H24V176H25ZM47 175H48V174H47ZM55 175H57V174H55ZM125 175H126V174H125ZM125 175H123V176H125ZM139 175H140V174H139ZM163 175H164V174H163ZM182 175H185V174L183 173ZM219 175H222V174H219ZM227 175H226V176H227ZM238 175H239V174H238ZM243 175H244V174H243ZM243 175H242V176H243ZM22 176H23V175H22ZM69 176H71V175H69ZM94 176H95V175H94ZM94 176H93V177H94ZM101 176H102V175H101ZM121 176H122V175H121ZM130 176H131V175H130ZM133 176H136V175H133ZM148 176L150 177V175H148ZM152 176H153V175H152ZM154 176H155V175H154ZM154 176H153V177H154ZM175 176L177 177V175H175ZM232 176L234 177V176H236V175H232ZM240 176H241V175H240ZM25 177H26V176H25ZM41 177H42V176H41ZM50 177H51V176H50ZM75 177H76V176H75ZM84 177H85V176H84ZM91 177H92V175H91ZM137 177H138V176H137ZM153 177H151V178L153 179ZM157 177H158V176H156V179H158ZM215 177H216V176H215ZM217 177H219V176H217ZM224 177H225V176H224ZM236 177H238V176H236ZM243 177H244V176H243ZM243 177H242V178L240 177V178L243 180V179H244ZM0 178H1V177H0ZM23 178H24V177H23ZM81 178H83V177H81ZM98 178H99V176H98ZM103 178H104V177H103ZM117 178H119V176H118ZM163 178H164V176H163ZM166 178H167V177H166ZM166 178H165V179H166ZM170 178H175V177L173 176V177H170ZM178 178H179V177H178ZM219 178H220V177H219ZM230 178H231V177H230ZM252 178H253V177H252ZM33 179H34V177H33ZM62 179H63V178H62ZM67 179H68V178H67ZM73 179H76V178H73ZM73 179H72V180H73ZM78 179H79V178H77V180H78ZM95 179H96V178H95ZM109 179H111V178H109ZM109 179H108V180H109ZM114 179H115V178H114ZM125 179H126V178H124V180H125ZM131 179H133V178H130V180H131ZM137 179H138V178H137ZM139 179H140V178H139ZM175 179H176V178H175ZM196 179H197V178H196ZM204 179H205V178H203V180H204ZM216 179L219 181L218 178H216ZM223 179H224V178H223ZM225 179H228V177H226ZM234 179H236V178H234ZM41 180H44V179L42 178ZM68 180H69V179H68ZM80 180H81V179H80ZM83 180H84V178H83ZM115 180H116V179H115ZM135 180H136V179H135ZM149 180H150V179H148L147 181H149ZM153 180H154V179H153ZM158 180H159V179H158ZM166 180H167V179H166ZM169 180H170V179H169ZM183 180H184V179H183ZM200 180H202V179H200ZM200 180H199V181H200ZM242 180H241V181H242ZM31 181H32V180H31ZM33 181H34V180H33ZM57 181H58V180H57ZM60 181H62V180H60ZM69 181H70V180H69ZM86 181H87V180H86ZM86 181L84 180V182H86ZM116 181H117V180H116ZM147 181H146V182H147ZM205 181H206V180H205ZM221 181H222V178H221ZM226 181H227V180H226ZM228 181H230V180L228 179ZM8 182H9V181H6V180L4 181V180H2V183H1V186H2V187L0 188V209L4 208V209L2 210V212H0V214L2 213V214H5L4 216H6V222H5V225L0 224V249L3 250L4 247H5V245H6V246H7V245H8V246L12 245V246H13V251H12V252H13V257H12V258H13V259H12L11 262L8 261L9 264H24V263H25L24 261H26V260L29 261V254H28L27 256H25L22 252H17V250H18V249H21V250H23V251H25V252H28V251H27V248H28V247H31V246H34V247L39 246L40 248H41V246H47V247H48L47 240H48V238H49V234H51V233H49V234L46 233L45 236H42V233H43V232L41 233V231H36V230H34V229H37V228H34L33 231H31V224H32V221H33V220H30V219L34 217L33 215H36V213H35L36 210H34V209H35V208H34V205L31 204L32 201H31V200H28V198L31 197V196H37V197H38V196H40V195H43L42 192H39V191H37L35 188H33V187L31 186L32 184L29 185V186H25V185H17V184H15V182H14V183L12 184V187H11V186H10L11 184H9ZM55 182H56V180H55ZM55 182H54V183H55ZM142 182H143V181H142ZM149 182H152V180H150ZM155 182H156V181H155ZM157 182H158V181H157ZM167 182H168V181H167ZM196 182H197V181H196ZM234 182H236V181H234ZM30 183H31V182H30ZM49 183H50V182H49ZM58 183H59V182H58ZM111 183H112V182H111ZM130 183H132V182L130 181ZM134 183H135V181H134ZM136 183H137V181H136ZM147 183H148V182H147ZM158 183H159V182H158ZM165 183H166V181H165ZM184 183H185V182H184ZM197 183H198V182H197ZM197 183H196V184H197ZM201 183H202V185H203V183H206V182H201ZM220 183H221V182H220ZM222 183H223V181H222ZM230 183H231V182H230ZM78 184H79V183H78ZM81 184L84 185L83 183H81ZM88 184H89L90 187L92 186V185H90L91 183H88ZM93 184H94V183H93ZM132 184H133V183H132ZM166 184H168V183H166ZM172 184H173V183H172ZM179 184H180V183H179ZM196 184H195V185H196ZM217 184H218V183H217ZM227 184H228V183H227ZM52 185H53V184H50V186H52ZM68 185H69V184H68ZM68 185H67V186H68ZM75 185H76V184H75ZM82 185H81V186H82ZM94 185H95V184H94ZM94 185H93V186H94ZM117 185H118V184H116V186H117ZM136 185H137V184H136ZM148 185H150V184L148 183ZM153 185H154V184H153ZM160 185H161V184H160ZM176 185H177V184H176ZM195 185H194V186H195ZM198 185H199V184H198ZM87 186H88V185H87ZM93 186H92V187H93ZM95 186H96V185H95ZM112 186H113V184H112ZM127 186H128V185H127ZM150 186H152V185H150ZM167 186H168V185H167ZM170 186H171V185H170ZM170 186H169V187H170ZM173 186H174V185H172V187H173ZM178 186H179V185H178ZM190 186H192V185H190ZM214 186H215V185H214ZM214 186H212V188H213ZM216 186H217V185H216ZM219 186H220V185H219ZM225 186H226V185H225ZM225 186H224V187H225ZM236 186H238V185H236ZM236 186H235V187H236ZM62 187H63V186H62ZM65 187H66V186H64V188H65ZM74 187H75V186H74ZM74 187H73V188H74ZM90 187H89V188H90ZM106 187H107V186H106ZM155 187H156V186H155ZM157 187H158V186H157ZM196 187L198 188L199 186H196ZM201 187H203V186H200V188H201ZM208 187H209V186H208ZM210 187H211V186H210ZM226 187H227V186H226ZM228 187H229V185H228ZM228 187H227V188H228ZM231 187H232V186H231ZM39 188H40V187H39ZM107 188L109 189V187H107ZM110 188H111V187H110ZM130 188H132V186H131ZM130 188H129V189H130ZM133 188H135V187H133ZM191 188H192V187H191ZM194 188H195V187H194ZM50 189H51V188H50ZM59 189H60V187H59ZM74 189H75V188H74ZM118 189H120V188H118ZM155 189H156V188H155ZM157 189H158L159 192H160V189H159V188H157ZM161 189H162V188H161ZM165 189H166V188H165ZM175 189H176V186H174V189H171V190H175ZM182 189H185V186H184ZM182 189H181V190H182ZM192 189H193V188H192ZM195 189H196V188H195ZM62 190H63V189H62ZM72 190H73V189H72ZM75 190H76V189H75ZM83 190H84V189H83ZM85 190H86V189H85ZM87 190L89 191L88 188H87ZM103 190H104V189H103ZM109 190H112L111 192H113L114 190H116V187L114 186V190H113V188H112V189H109ZM134 190H135V189H134ZM136 190H137V189H136ZM136 190H135V191H136ZM162 190H163V189H162ZM171 190H170V192H172ZM177 190H178V188H177ZM179 190H180V189H179ZM181 190H180V191H181ZM193 190H194V189H193ZM201 190H203V192L205 191V189H201ZM41 191H42V190H41ZM64 191H65V190H64ZM64 191H63V192H64ZM88 191H87V192H88ZM95 191H97V190L94 189L93 192H95ZM101 191H102V190H101ZM106 191H107V189H106ZM116 191H117V190H116ZM135 191H134V192H135ZM138 191H139V190H138ZM166 191H167V190H166ZM168 191H169V189H168ZM195 191H197V190H195ZM218 191H219V190H218ZM53 192H54V191H53ZM55 192H56V191H55ZM55 192H54V193H55ZM73 192H74V194H75V193L78 192V191H76V192L73 191ZM87 192H86V193H87ZM102 192H103V191H102ZM117 192H118V191H117ZM117 192H115V193H117ZM129 192H130V191H129ZM144 192H145V191H144ZM175 192H177V191H175ZM191 192L193 193V191H191ZM191 192H190V193H191ZM203 192H202V193H203ZM207 192H208V191H207ZM216 192H217V191H216ZM219 192H220V191H219ZM61 193H62V191H61ZM83 193H84V192H83ZM83 193H81V195H82ZM108 193H109V196H110V195H111L110 192H108ZM115 193H114V194H115ZM131 193H132V192H130V194H131ZM139 193H140V192H139ZM139 193H138V195H139ZM148 193H149V192H148ZM153 193H154V192H153ZM167 193H169V192H167ZM177 193H178V192H177ZM181 193H182V192H181ZM184 193H185V192H184ZM79 194H80V191H79ZM117 194H119V193H117ZM117 194H116V195H117ZM120 194H121V193H120ZM136 194H137V193H136ZM142 194H143V193H140L141 196H139V197H142V196H143ZM151 194H152V193H151ZM154 194L157 195L156 193H154ZM161 194H162V193H161ZM173 194H174V193H173ZM187 194H188V193H187ZM193 194H194V193H193ZM217 194H218V193H217ZM220 194H222V193H220ZM23 195H24V198H23V200L21 201V200H20V199H21L20 197L23 196ZM47 195H48V194H47ZM50 195H51V194H50ZM54 195H55V194H52V196H54ZM76 195H78V193H77ZM134 195H135V194H134ZM149 195H150V194H149ZM182 195H185V194H182ZM227 195H228V194H227ZM94 196H95V195H94ZM99 196H100V195H99ZM107 196H108V195H107ZM117 196H118V195H117ZM161 196H162V195H161ZM161 196H160V197H161ZM175 196H176V195H175ZM186 196H187V195H186ZM208 196H209V195H208ZM211 196H212V194H211ZM211 196H210V197H211ZM46 197H47V196H46ZM103 197H104V196H103ZM110 197L113 198L112 196H110ZM114 197H115V196H114ZM119 197H120V195H119ZM121 197H122V196H121ZM132 197H133V196H132ZM189 197H190V196H189ZM205 197L207 198V196H205ZM218 197H219V196H218ZM226 197H227V196H226ZM40 198H41V196H40ZM65 198H66V197H65ZM69 198H71V197H69ZM86 198L89 199V198H91V197L88 198V196L85 195V196H84V199L82 200V202H84V200H85ZM124 198H125V197L120 198L121 201H122V199H124ZM143 198H144V197H143ZM145 198H146V197H145ZM145 198H144V199H145ZM153 198H154V197H153ZM161 198H162V197H161ZM172 198H173V197H172ZM184 198H185V197L183 196V199H184ZM200 198H201V197H200ZM38 199H39V198H38ZM61 199H63V198L61 197ZM71 199H72V200L74 199V201H75V198H71ZM81 199H82V197H81ZM144 199H143V200H144ZM146 199H149V198H146ZM163 199H164V198H163ZM178 199H180V198H178ZM183 199H180V200H179V202H178V203H180L179 205H181V203L184 201ZM185 199H187V197H186ZM201 199H202V198H201ZM221 199H222V198H221ZM221 199L219 200L220 202H221ZM40 200H41V199H40ZM72 200H70V201H72ZM90 200H91V199H90ZM103 200H104V199H103ZM103 200H102V202H103ZM113 200H114V199H113ZM115 200H116V199H115ZM155 200H156V198H155ZM172 200H173V199H172ZM37 201L39 202V200H37ZM52 201H53V200H52ZM52 201H51V202H52ZM56 201H60L59 203H63V201L61 202V200H56ZM97 201H98V200H97ZM118 201H119V200H118ZM139 201H140V200H139ZM139 201H138V202H139ZM150 201H152V199H151ZM163 201H164V200H163ZM180 201H182V202H180ZM188 201H189V198H188ZM203 201H205V199H203ZM207 201H208V200H207ZM207 201H206V202H207ZM214 201H215V200H214ZM219 201H218V202H219ZM46 202H47V200H46ZM48 202H49V201H48ZM64 202H65V201H64ZM75 202H76V201H75ZM85 202H86V200H85ZM87 202H90V201H87ZM99 202H100V201H99ZM110 202H111V201L109 200V203H110ZM127 202H128V201H127ZM132 202H133V201H132ZM190 202H191V201H190ZM208 202H209V201H208ZM220 202H219V203H220ZM42 203H45V201L42 202ZM49 203H50V202H49ZM59 203H58V204H59ZM112 203H113V201H112ZM114 203H115V202H114ZM117 203H118V202H117ZM121 203H122V202H121ZM123 203H124V202H123ZM128 203H131V202H128ZM153 203H154V202H153ZM163 203H164V202H163ZM187 203H188V202H187ZM30 204H31V205H30ZM47 204H48V203H47ZM76 204H77V202H76ZM78 204H79V203H78ZM78 204H77V205H78ZM80 204H81V203H80ZM83 204H84V203L81 204L82 207H83ZM93 204H94V203H93ZM101 204H102V203H101ZM110 204H111V203H110ZM124 204H125V203H124ZM137 204H139V203H137ZM149 204H150V203H149ZM161 204H162V203H161ZM164 204H166V202H165ZM182 204H184V203H182ZM190 204H191V203H190ZM204 204H206V203H204ZM39 205H40V203H39ZM39 205H38L37 207H39ZM45 205H46V204H45ZM63 205H64V204H63ZM63 205H62V206H63ZM87 205H88V203H87ZM87 205L85 204V206H87ZM97 205H98V204H97ZM112 205H113V204H112ZM81 206H80V207H81ZM115 206H117V205H115ZM123 206H124V205H123ZM123 206H122V207H123ZM206 206H207V204H206ZM32 207H33V208H32ZM59 207H60V206H59ZM95 207H96V206H95ZM95 207H94V208H95ZM113 207H114V206H113ZM122 207H120V208H118V209H121ZM172 207H173V206H172ZM177 207H178V206H177ZM177 207H176V209H177ZM181 207H182V206H181ZM186 207H189V206H186ZM221 207H222V206H221ZM237 207H239V205H238ZM42 208H43V207H42ZM61 208H62V207H61ZM99 208H100V207H99V205H98V208H97V209H99ZM111 208H112V207H111ZM111 208H110V209H111ZM116 208H117V207H116ZM164 208H165V207H164ZM182 208H183V207H182ZM91 209H93V208H89V210H91ZM123 209H124V208H123ZM123 209H122V210H123ZM165 209H166V208H165ZM165 209H163V212L167 210V209H166V210H165ZM171 209H172V208H171ZM173 209H175V208H173ZM186 209H187V208H186ZM186 209H185V210H186ZM220 209H221V208H220ZM80 210H82V209L80 208ZM93 210H96V209H93ZM111 210H114V209H111ZM122 210H121V211H122ZM148 210H149V209H148ZM148 210L146 209L147 212H148ZM153 210H154V209H153ZM156 210L158 211L159 209H156ZM82 211H84V210H82ZM82 211H81V212H82ZM100 211H101V210H100ZM109 211H110V210H109ZM146 211H144V213H147ZM154 211H155V210H154ZM154 211H153V212H154ZM175 211H176V210H175ZM178 211H182V209H179ZM178 211H176V212H177V215L179 214ZM187 211H189V210H187ZM192 211H193V210H192ZM194 211H195V210H194ZM217 211H219V210H217ZM222 211H223V210H222ZM104 212H105V211H104ZM113 212H114V211H113ZM118 212H119V210H118ZM166 212H168V211H166ZM183 212H185V211H183ZM189 212H190V211H189ZM196 212H197V211H195V213H196ZM223 212H224V211H223ZM227 212H228V211H227ZM34 213H35V214H34ZM58 213H59V212H58ZM68 213H70V212L68 211ZM74 213H75V212H74ZM96 213H97V212H96ZM96 213H95V214H92V215H94L95 217H97V216H96ZM101 213H102V212H101ZM110 213H111V212H110ZM115 213H116V212H115ZM125 213H127V212H125ZM128 213H131V212H128ZM137 213H138V212H137ZM139 213H140V212H139ZM142 213H143V212H142ZM149 213H150V210H149ZM149 213H147V214H149ZM161 213H162V212H160V214H161ZM171 213L173 214V212H171ZM186 213H187V212H186ZM234 213H235L234 215H236V212H234ZM39 214H40V213H39ZM106 214H107V213H106ZM120 214H121V213H120ZM150 214H153V213H150ZM180 214H182V213H180ZM183 214H184V213H183ZM192 214H193V212H192ZM244 214H245V213H244ZM41 215H42V214H41ZM43 215H44V214H43ZM45 215H46V214H45ZM47 215H48V213H47ZM98 215H99V213H98ZM130 215H131V214H130ZM137 215H138V214H137ZM145 215H146V214H144V216H145ZM167 215H169V214L167 213ZM185 215L188 216L189 213H187V214H185ZM185 215H183V216H185ZM200 215H201V213H200ZM226 215H228V214H224V216H226ZM232 215H233V213H232ZM232 215H231V216H232ZM245 215H246V214H245ZM2 216H3V215H2ZM68 216H69V215H68ZM70 216H71V215H70ZM73 216H76V215H73ZM78 216H79V214H78ZM78 216H77V218H78ZM132 216H133V215H132ZM153 216H154V215H153ZM155 216H156V215H155ZM175 216H176V214H175ZM179 216H181V215H179ZM187 216L185 217L186 219H187ZM190 216H191V214H190ZM190 216H189V217H190ZM228 216H229V215H228ZM228 216H227V217H228ZM236 216H237V215H236ZM247 216H249V215H247ZM247 216H244V217H243V216H240V217L245 218V217H247ZM71 217H72V216H71ZM88 217H89V216H88ZM95 217H94V218H95ZM127 217H128V215H127ZM148 217H149V216H148ZM148 217H147V218H148ZM161 217H162V215H161ZM171 217H172V216H171ZM217 217H219V216H217ZM227 217H225V218H227ZM232 217H233V216H232ZM234 217H235V216H234ZM4 218H5V217H4ZM43 218H44V217H43ZM66 218H67V217H66ZM82 218H83V217H82ZM89 218H93V216H92V217H89ZM94 218H93V219H94ZM106 218H107V217H106ZM113 218H114V217H113ZM115 218H116V216H115ZM133 218H134V216H133ZM140 218H141V217H140ZM147 218H146V219H147ZM162 218H163V217H162ZM172 218H174V217H172ZM172 218H170V220H171ZM175 218H176V217H175ZM181 218H182V217H181ZM219 218H220V217H219ZM230 218H231V217H230ZM237 218H238V217H237ZM247 218H248V217H247ZM45 219H48V218H45ZM72 219H73V218H72ZM72 219H71V221H72ZM79 219H81V218L79 217L78 220H79ZM83 219L86 220L85 217H84ZM83 219H82V220H83ZM141 219H142V218H141ZM154 219H155V217H154ZM165 219H168V218H165ZM178 219H179V218H178ZM186 219H185V220H186ZM231 219H232V218H231ZM235 219H236V217L234 218V220H235ZM43 220H44V219H43ZM61 220H63V219H61ZM76 220H77V219H76ZM85 220H84V221H85ZM90 220H91V219H90ZM96 220H97V219H96ZM129 220H130V219H129ZM139 220H140V219H139ZM143 220H144V219H143ZM160 220H161V219H160ZM163 220H164V219H163ZM173 220H174V219H173ZM173 220H172V221H173ZM175 220H177V219H175ZM180 220H181V219H180ZM180 220H178V221H180ZM183 220H184V218H183ZM242 220H243V219H242ZM244 220H245V219H244ZM54 221H56V220H54ZM59 221H60V220H59ZM111 221H112V219H111ZM116 221H117V220H116ZM130 221H131V220H130ZM140 221H141V220H140ZM149 221H150V220H149ZM153 221H154V220H153ZM232 221H233V220H232ZM43 222H44V221H43ZM47 222H48V221H46V223H47ZM49 222H50V221H49ZM51 222H53V221H51ZM57 222H58V221H57ZM90 222H91V221H90ZM92 222H94V220H93ZM97 222H98V221H97ZM105 222H106V221H105ZM105 222H103V223L105 224ZM109 222H110V221H109ZM127 222H128V221H127ZM137 222H138V221H137ZM142 222H143V221H142ZM173 222H174V221H173ZM176 222H177V221H176ZM183 222H185V221H183ZM234 222H235V221H234ZM241 222H242V221H241ZM243 222H244V221H243ZM2 223H3V222H2ZM63 223H64V221H63ZM81 223H82V222H81ZM98 223H99V222H98ZM98 223H97V224H98ZM107 223H108V222H107ZM117 223L119 224V227H120V223H119V222H117ZM125 223H126V221H125ZM140 223H141V222H140ZM163 223H164V222H163ZM169 223H170V222H169ZM245 223H246V222H245ZM54 224H55V223H54ZM75 224H76V223H75ZM94 224H95V223H94ZM141 224H142V223H141ZM160 224H162V223H160ZM175 224H176V225L178 224V226H179V222H178V223H174L173 225H175ZM42 225H43V224H42ZM57 225H59V224H57ZM79 225H81V224H79ZM95 225H96V224H95ZM129 225H131V224H129ZM142 225H143V224H142ZM157 225H158V224H157ZM167 225H168V224H166V226H167ZM231 225H232V224H231ZM240 225H241V224H240ZM243 225H245V224L243 223ZM243 225H241V226L238 225V226H239V227H242ZM35 226H37V225H35ZM49 226H50V223H49ZM66 226H69V224L66 225ZM71 226H72V228H73V224H72ZM100 226H101V225H100ZM102 226H105V225L102 224ZM132 226H133V225H132ZM163 226H164V225H163ZM169 226H170V225H169ZM182 226H183V225H182ZM188 226H189V224H188ZM188 226H186V227H188ZM217 226H218V225H217ZM219 226H220V225H219ZM236 226H237V225H236ZM238 226H237V227L234 226V227H235V228H239ZM245 226H246V225H245ZM245 226H243V227L245 228ZM249 226H250V225H248V228H249ZM37 227H38V226H37ZM41 227H42V226H41ZM41 227H39V228H41ZM51 227H52V226H51ZM64 227H65V225H64ZM64 227H63V228H64ZM76 227H77V226H76ZM91 227H92V226H91ZM91 227H90V228H91ZM105 227H108V224H107ZM105 227H104V228H105ZM109 227H110V226H109ZM114 227H115V226H114ZM116 227H117V225H116ZM116 227H115V229H116ZM122 227H123V226H122ZM133 227H134V226H133ZM140 227H141V226H140ZM143 227H144V226H143ZM146 227H147V226H146ZM246 227H247V226H246ZM32 228H33V226H32ZM44 228H45V227H44ZM61 228H62V227H61ZM97 228H98V227H97ZM101 228H102V227H101ZM117 228H118V227H117ZM126 228H127V227H125L124 229L126 230ZM135 228H136V227H135ZM141 228H142V227H141ZM148 228H149V227H148ZM152 228H153V227H152ZM157 228H158V226H157ZM166 228H167V227H166ZM184 228H185V227H184ZM188 228H189V227H188ZM74 229H75V227H74ZM98 229H99V228H98ZM120 229H121V228H120ZM143 229H144V228H143ZM143 229H142V230H143ZM155 229H156V227H155ZM164 229H165V226H164ZM168 229H169V228H168ZM171 229L173 230V229H175V228H171ZM47 230H48V229H47ZM47 230H46V231H47ZM60 230H61V229H60ZM63 230H65V229H62V231H63ZM81 230H83V229H81ZM86 230H87V229H86ZM88 230H89V228H88ZM92 230H93V229H92ZM102 230H103V229H102ZM102 230H101V231H102ZM125 230H124L123 232H125ZM135 230H136V229H135ZM135 230H134V231H135ZM138 230H139V229H138ZM161 230H162V229H161ZM177 230L179 231V230H181V229L177 228ZM183 230H184V229H183ZM49 231H50V230H48V232H49ZM74 231H76V230H74ZM79 231H80V230H79ZM89 231H90V230H89ZM99 231H100V230H99ZM126 231H127V230H126ZM174 231H175V230H174ZM178 231L174 232L173 234L177 233ZM238 231L240 232V230H238ZM64 232H66V231H64ZM93 232H94V231H93ZM104 232H105V231H104ZM128 232H129V231H128ZM140 232H141V231H140ZM146 232H148V231H146ZM166 232H167V231H166ZM168 232H169V231H168ZM168 232H167V233H168ZM170 232H171V231H170ZM247 232H248V231H247ZM54 233L56 234V232H53V234H54ZM73 233H74V232H73ZM86 233H88V232H86ZM94 233H95V232H94ZM143 233H144V232H142V234H143ZM152 233H154V231H153ZM167 233H166V234H167ZM182 233H184V232H182ZM182 233H181V234H182ZM185 233H186V232H185ZM243 233H245V232H243ZM252 233H253V232H252ZM77 234H78V232H77ZM77 234H76V238H74L73 242L75 241V239H77ZM119 234H120V233H119ZM127 234H128V233H127ZM147 234H148V233H147ZM186 234H187V233H186ZM186 234H185V235H186ZM188 234H189V233H188ZM192 234H193V233H192ZM59 235H60V234H59ZM74 235H75V234H74ZM74 235H73V236H74ZM83 235H84V234H83ZM93 235H94V234H93ZM98 235H100V234H98ZM98 235H97V236H98ZM102 235H103V234H102ZM122 235H124V234H122ZM130 235H131V234H130ZM135 235L138 236V233L135 234ZM176 235H177V234H176ZM179 235H180V234H179ZM235 235H239V234H236V233H235ZM235 235H233V236H235ZM245 235H246V234H245ZM245 235H244V236H245ZM22 236H26V237H28L29 240L31 241V243H32L33 245L28 246V245H26V244H21V245L16 244V243H15L16 240H17V239H20L19 237H22ZM52 236H53V235H52ZM55 236H56V235H55ZM57 236H58V234H57ZM64 236H65V238L68 237V235H64ZM107 236H108V235H107ZM139 236H140V235H139ZM139 236H138V237H139ZM145 236H146V234H145ZM155 236H156V235H155ZM163 236H164V235L162 234L161 237H163ZM167 236H168V235H167ZM167 236H164V237H166L167 239H168V238H171V237H167ZM169 236H170V235H169ZM240 236H242V235H240ZM240 236H239V237H240ZM92 237H93V236H92ZM95 237H96V236H95ZM105 237H106V236H105ZM108 237H109V236H108ZM108 237H106V238L108 239ZM120 237H121V236H120ZM123 237H125V236H123ZM130 237H131V236H130ZM143 237H144V236H143ZM179 237H180V236H179ZM57 238H58V237H57ZM60 238H61V237H60ZM65 238H63V239H65ZM133 238H134V237H133ZM148 238H149V237H148ZM148 238H147V239H148ZM177 238H178V237H177ZM177 238H176V239H177ZM196 238H197V237H196ZM219 238H220V237H219ZM219 238H216V239H219ZM223 238H224V237H223ZM234 238H236V237H234ZM237 238H238V237H237ZM243 238H244V237H243ZM247 238H248V236H247ZM247 238H246V239H247ZM67 239H70V236H69ZM71 239H73V237H72ZM85 239L87 240V236L85 237ZM98 239H100V238H97V237H96L94 241H96V240L98 241ZM103 239H104V238H103ZM120 239L123 240V238H120ZM126 239H127V238H126ZM126 239H125V240H126ZM159 239H160V238H159ZM164 239H165V238H164ZM173 239H174V238H173ZM176 239H174V240H176ZM181 239H182V238H181ZM181 239H180V240H181ZM184 239H185V238H184ZM86 240H85V241H86ZM91 240H93V239H91ZM104 240H105V239H104ZM125 240H123V241H125ZM127 240H128V239H127ZM129 240H130V239H129ZM139 240H140V238H139ZM148 240H149V239H148ZM148 240H147V241H148ZM161 240H162V239H161ZM161 240H160V241H161ZM170 240H172V238H171ZM178 240H179V239H178ZM231 240H232V239H231ZM77 241H80V237H79V240H77ZM82 241H84V240L82 239ZM94 241H93V242H94ZM100 241H101V239H100ZM106 241H107V242H108V241L111 242L112 240H106ZM106 241H105V242L102 241L101 243H106ZM120 241H121V240H120ZM130 241H131V240H130ZM133 241H136V244H139V243H140V242L137 243L136 237H135V240H133ZM164 241H165V240H164ZM166 241H169V240H166ZM166 241H165V242H166ZM214 241H215V240H214ZM214 241H213V242H214ZM236 241H237V240H236ZM57 242H58V244L53 245L52 248H53V247H57V248H58L57 250H60V249L65 250L64 247L67 248L68 246H70V245H67V246H64V247H63L62 245H65L66 243H64L63 241H57ZM69 242H70V241H69ZM109 242H108V243H109ZM113 242H114V241H113ZM113 242H111V243H113ZM148 242H149V241H148ZM153 242H154V241H153ZM169 242H170V241H169ZM183 242H184V241H183ZM183 242H182V243H183ZM221 242H222V241H221ZM252 242H256V241H255V240H252ZM51 243H52V242H51ZM88 243H89V242H88ZM97 243H98V242H97ZM97 243L94 242V244H97ZM111 243H109V244H111ZM117 243H118V242H117ZM117 243H116V244H117ZM155 243H156V242H155ZM158 243H159V242H158ZM167 243H168V242H167ZM167 243H166V244H167ZM170 243H171V242H170ZM178 243H179V242H178ZM219 243H220V242H219ZM67 244H68V243H67ZM81 244H82V243H81ZM81 244H80L79 246H81ZM85 244H86V243H85ZM99 244H100V243H99ZM118 244H119V243H118ZM120 244H122V243H120ZM130 244H131V243H130ZM130 244H128L129 246H127L126 243H125V245L127 246V248H132ZM140 244H143V243H140ZM140 244H139V245H140ZM144 244H145V243H144ZM144 244H143V245H144ZM148 244H149V243H148ZM161 244H163V242H162ZM161 244H159V245L161 246ZM166 244H164V245H166ZM195 244H196V242H195ZM202 244H203V243H202ZM202 244H201V245H202ZM220 244H221V243H220ZM220 244H219L218 246H220ZM51 245H52V244H51ZM112 245L115 246V244H112ZM125 245H124V246H125ZM171 245H172V243L170 244V247H171ZM174 245H175V244H173V246H174ZM192 245H194V244H192ZM223 245H224V244H223ZM223 245H222V246H223ZM240 245H241V244H240ZM89 246H90V245H89ZM99 246H101V245H99ZM99 246H98V247H99ZM102 246H105V245H102ZM140 246H141V245H140ZM167 246L169 247V245H166V247H167ZM176 246H177V245H176ZM176 246H175V247H176ZM179 246H180V245H179ZM179 246H178V247H179ZM186 246H187V245H186ZM188 246H189V245H188ZM202 246H203V245H202ZM208 246H210V245H208ZM211 246H212V244H211ZM216 246H217V244H216ZM47 247H46V248H47ZM73 247H74V246H73ZM75 247H76V246H75ZM75 247H74V248H75ZM108 247H112V246L110 245V246H108ZM108 247H107V248H108ZM119 247H121V246H119ZM119 247H117V248H119ZM145 247H146V246H145ZM145 247H143L142 249H144ZM157 247H158V244H157ZM163 247H165V246H163ZM170 247H169V248H166V249H162V247H161L160 250H166V251L168 252V250L171 249ZM189 247H190V246H189ZM205 247H206V245H205ZM44 248H45V247H44ZM49 248H50V249H49ZM49 248H48L47 250H45V253L42 252V254H44V255H43V256H40V257H42L43 260H40V261H38V260H34V261H33V260H32V261H33L34 263H36V264H40V263H41L42 261H44V260H50V258H51V256H50V250H51L50 245H49ZM79 248H80V247H78V249H79ZM89 248H90V247H89ZM96 248H97V247H96ZM127 248H126V249H127ZM146 248H147V247H146ZM154 248H155V247H154ZM208 248H209V247H208ZM211 248H212V247H210V249H211ZM82 249H83L82 251H84V252L86 251V249H84V246L82 247ZM101 249H102V247L100 248V250H101ZM134 249H135V248H133L132 250H134ZM137 249H138V247H136V251H137ZM149 249H150V248H149ZM156 249H157V248H156ZM167 249H168V250H167ZM182 249H183V248H182ZM214 249H216V248H214ZM222 249H223V248H222ZM29 250H30V249H29ZM71 250H73V248H72ZM89 250H90V249H89ZM119 250H121V248H120ZM124 250H125V249H124ZM124 250H122V252H124ZM128 250H129V249H128ZM132 250H129V251L132 252ZM151 250H152V249H151ZM151 250H150V251H151ZM174 250H175V249H174ZM176 250H177V249H176ZM176 250H175V251H176ZM178 250H179V249H178ZM184 250H185V249H184ZM184 250H183V252H184ZM186 250H187V249H186ZM79 251L81 252V250H79ZM90 251H91V250H90ZM102 251H103V250H102ZM134 251H135V250H134ZM143 251H144V250H142V252H143ZM175 251L173 252V256H174V254H175ZM181 251H182V250H181ZM188 251H189V250H188ZM188 251H187V252H188ZM32 252H33V251H32ZM35 252H37V251L35 250ZM38 252H40V251H38ZM53 252H54V251H53ZM53 252H52V253H53ZM66 252H67V251H66ZM69 252H70V250H69ZM115 252H116V251H115ZM117 252H118V251H117ZM154 252H155V251H154ZM176 252L178 253V257H180L182 253L179 254L180 251H179V252L176 251ZM192 252H193V251H192ZM197 252H198V250H197ZM29 253H30V252H29ZM61 253H62V252H61ZM75 253H76V252H75ZM77 253H78V250H77ZM91 253H92V252H91ZM103 253H105V252H103ZM132 253H134V252H132ZM139 253H140V252H139ZM139 253L136 254V256H137V255H142V254H139ZM150 253H151V252H150ZM177 253H176L175 255H177ZM194 253H195V251H194ZM253 253H254V252H253ZM42 254H40V255H42ZM62 254H63V253H62ZM73 254H74V252H73ZM92 254H93V253H92ZM92 254H91V255H92ZM118 254H119V253H118ZM145 254H146V253H145ZM168 254H170V253H168ZM222 254H224V253H222ZM53 255H54V254H53ZM59 255H60V254H59ZM59 255H58V256H59ZM70 255H71V253H70ZM115 255H117V254H115ZM119 255H120V254H119ZM125 255H126V254H125ZM132 255H133V254H132ZM149 255H150V254H149ZM149 255H147V256H149ZM194 255H195V254H194ZM194 255H193L192 257H191V254L188 255V256L191 257V258H193ZM1 256H2V255H1ZM30 256H32V255H30ZM45 256H46V257H45ZM60 256H61V255H60ZM60 256H59V257H60ZM99 256H100V255H99ZM123 256H124V254H123ZM129 256H131V254H129ZM160 256H161V255H160ZM160 256H157V257H160ZM163 256H164V255H163ZM163 256H162V258H163ZM170 256H171V257H170ZM195 256H196V255H195ZM238 256H239V255H238ZM34 257H35V256H34ZM62 257H63V256H62ZM64 257H66V255H65ZM71 257H73V256L71 255ZM71 257H69V258H71ZM93 257H94V256H93ZM126 257H127V256H126ZM131 257H132V256H131ZM149 257H150V256H149ZM149 257H148V258H149ZM152 257H153V255H151V258H152ZM178 257H177V258H178ZM184 257H186L185 254H184ZM243 257H245V256H243ZM6 258H8V257H6ZM9 258H10V257H9ZM52 258H53V257H52ZM66 258H68V257H66ZM84 258H85V257H84ZM91 258H92V257H91ZM148 258H147V259H148ZM169 258H172V255H171V254L169 255ZM174 258H175V257H174ZM181 258H183V255H182ZM186 258H187V257H186ZM186 258H185V259H186ZM241 258H242V257H241ZM30 259H32V257H30ZM55 259H56V258H55ZM89 259H90V258H89ZM92 259H93V258H92ZM149 259H150V258H149ZM149 259H148V262H149ZM167 259H168V258H167ZM179 259H180V258H179ZM183 259H184V258H183ZM197 259H198V258H197ZM228 259H229V258H228ZM230 259H231V258H230ZM238 259L240 260V258H238ZM1 260H2V259H1ZM1 260H0V262H1ZM3 260H4V259H3ZM145 260H146V259H145ZM168 260H169V259H168ZM168 260H167V262H168ZM177 260H178V259H177ZM218 260H220V259H218ZM239 260H238V261H239ZM59 261H60V260H59ZM66 261H67V260H66ZM125 261H126V260H124L123 262H125ZM127 261H128V260H127ZM142 261H143V260H142ZM159 261H160V259H159ZM187 261H189V258H188ZM187 261H186V262H187ZM222 261H223V260H222ZM231 261H232V260H230L229 262H231ZM233 261L235 262L234 259H233ZM2 262H3V261H2ZM2 262H1V263H2ZM57 262H58V260H57ZM64 262H65V261H64ZM64 262H63V263H64ZM92 262H93V261H92ZM140 262H141V261H140ZM145 262H147V261H145ZM148 262H147V263H148ZM152 262H153V261H152ZM183 262H184V260H183ZM223 262H224V261H223ZM226 262H227V261H226ZM226 262H225V263H226ZM229 262H228V263H229ZM4 263H6V262H4ZM30 263H31V262H28V264H30ZM34 263H31V264H34ZM120 263H121V261H120ZM131 263H132V261H131ZM141 263H142V262H141ZM168 263H169V262H168ZM215 263H217V262H215ZM219 263H222V262H219ZM2 264H3V263H2ZM49 264H50V262H49ZM59 264H61V263H59ZM94 264H95V263H94ZM107 264H108V263H107ZM115 264H118V263H115ZM126 264H128V263H126ZM133 264H134V263H133ZM144 264H145V263H144ZM173 264H174V263H173ZM184 264H185V263H184ZM186 264H187V263H186ZM196 264H197V263H196ZM206 264H207V263H206ZM211 264H212V263H211ZM213 264H214V263H213ZM222 264H223V263H222ZM230 264H231V263H230ZM250 264H251V263H250Z\"/></svg>",
  "mask_w": 264,
  "mask_h": 264
}]
</instances>
